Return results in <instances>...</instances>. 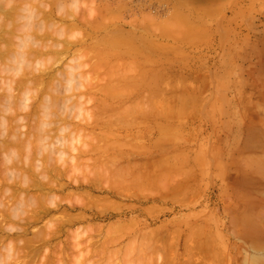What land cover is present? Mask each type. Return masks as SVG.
<instances>
[{"label":"rangeland","instance_id":"rangeland-1","mask_svg":"<svg viewBox=\"0 0 264 264\" xmlns=\"http://www.w3.org/2000/svg\"><path fill=\"white\" fill-rule=\"evenodd\" d=\"M96 1V0H95ZM99 1V2H98ZM101 1L102 0H97L95 3H101ZM109 3H111V5L112 6H115V7H117V6H119V5H117V4H119V3H124L123 1H125V3H126V6H129V9L126 7V12H125V10H120L121 11V13H122V15H126V14H128V16L126 15L125 16V19L123 18L122 19V21H121V23L123 22L124 23V21H127V23L125 22V24H127V25H125V27L127 28V30H128V32H130V31H132L133 32V30H135L136 31V29H138V27H139V29H138V31H137V34L135 33V31H134V33L135 34H133L134 36H136V35H138V36H136V38L132 35V37H133V40H134V43H136L137 45H138V47H139V49H140V45L139 44H141L140 43V39H141V37L143 38V36H142V34H146V33H152V34H154L153 36H152V40L155 38L156 40L157 39H159L158 41H156V44H155V42H154V40L152 41L151 39H150V36L152 35V34H150V35H148V34H146L148 37H146L145 39L146 40H149L150 39V41H152V42H154V44L153 43H151V42H149L148 43V41L146 42V43H148V44H145V45H149V48H150V43L154 46V47H156V52H157V44L159 45V46H161V49H163V47L166 45V44H168V43H170V45L168 44V47L170 46V48L171 49H173V48H175V49H177L178 48V46L180 47V48H182L181 46H183V44H184V46H183V48H185L186 49V52H184V50L185 49H180L181 51H183V54L184 55H182V57L181 56H179L182 52L181 51H179V48H178V50L177 51H175V49H173V50H169V49H167L168 47H167V45L165 46V51H166V49H167V53L169 54V52H171V54H169L170 55V57H173V59H171L170 57V60H169V58L167 57V55L168 54H166V52H165V54H166V57L164 56V57H162L163 56V52H164V50L161 52L160 51V47L158 46V52H157V55H159V54H161L162 56H161V58H160V55L159 56H157L156 55V52H155V50L153 51L152 49L150 50V49H148V47H147V49L148 50H150V51H152V52H150L151 53V56L150 57H153V58H150L149 56H147L148 54H150L149 53V51L148 52H144L145 53V55L146 56H144V58L146 59H148V57L150 58V59H155V57L157 58H160V59H156L157 61H158V63L160 64V65H157V66H155V64H158V63H156L155 62V64L154 65H152L151 64V67H149V66H147V67H149V71H150V73H151V70L150 69H153V71H154V68H156V67H158V68H160L161 67V69L162 70H164L165 69V67L166 66H168L169 64L168 63H170V62H173V65H174V68L176 69V70H174V72H175V75H174V72H172L173 70H172V66L173 65H169V68L172 70H170L169 68H167V72L168 73H170L171 74V72L173 73V75L171 74V75H169V76H172V78H174V76L176 77V74L179 76V79L181 80L182 78H181V76L183 77V76H185L184 78H187L188 79V77H187V75H189V79L188 80H192V79H194L195 78V76L194 75H197V79H199V80H204V82H205V86H207V88H205V87H203V88H205L204 89V92H205V94L207 95H205V94H203L204 92H203V90H201L202 89V87L201 86H204L203 84H202V80L199 82L198 81V84H197V79L195 78L194 80H192V82H193V84L191 85V83L188 81V82H183V81H185V79L183 80V81H180L179 79H177L178 78V76H177V78L175 79L176 80V82H174L173 81V83H176V85L174 86L173 85V87L174 88H172L173 89V91L172 92H174V89L176 90L177 88H178V85H179V83L181 84V86L180 87H182L183 88V86L185 87V85L184 84H187L186 86H187V88H188V90L189 91H186V92H190L191 91V89L192 88H199L198 86H199V84L201 85L200 86V90L199 89H196V91L197 90H199V91H201L200 93H201V95L202 96H199V97H201V99H198V98H196L195 96H194V94H196V95H199L200 93H199V91L198 92H196V91H193L192 90V92H190V94L191 93H193V96L192 95H187V94H185L184 95V93H185V89L183 88V90H182V88H180L181 90H182V93H183V95L184 96H189V97H192V99L194 98L195 100H194V102L191 100V101H189V100H186V99H184L183 100V98L184 97H182V99H178V97L181 95V96H183L182 95V93H180L179 92V94H177L178 92V89L175 91V93H173L174 95L175 94H177V95H175L176 96V100H174V98L175 97H173V98H171V97H169L170 98V100L172 99V101L174 100V102L173 103H175V101H176V103L174 104V106L172 107L171 105H173V103H172V101H170V102H168L169 104L167 105V104H165V102L163 103L162 102V98H163V96L166 94V96H164L166 99L168 98V94L171 96L172 94V92H171V89L169 88V85L168 84H165V85H167V87L165 88L166 90V93L165 94H163L162 93V91L163 92H165L164 91V87H162L163 88V90H161V87H160V89H156V87H155V85H157V88L159 87V86H161V85H163L164 83H166L165 81H164V77L162 78V81H161V76H159V77H156V78H158V80H156V82L158 81L160 84L158 85V84H155V81H153L154 82V86L152 85L153 84V82H152V78L151 77H153V78H155V72L157 71V69H156V71L155 72H153L154 73V75H152L153 73H149V71H146V70H144V67L142 68V67H140V65H138V67H140L141 68V70L143 69V71H145V73H146V76H147V74H148V76L146 77L145 75H143V76H145L146 78H148V80L151 82L150 83V85H152L153 86V88L151 89L152 91H153V89L154 90H157V91H159V93L160 94H157V93H155L154 91L153 92H150V93H155V98H156V96L157 95H160V97H161V99H159L160 97H157L156 99H154V100H152L151 102L149 101V100H151V99H149V97H151L152 98V96L151 95H153V94H151L150 96H149V91H147L146 89L148 88H140L139 89V87H134L131 83L130 84H125V85H130V87H131V85H132V87H134V89L136 88L137 90H141V93L138 91V92H136V90L134 91V89H132V91H130V93H132L133 91L135 92V96H137V97H139V96H141L142 97V95H139V94H144L143 96H145V93L144 92H148V98L146 97H144L145 98V100H148V102L147 101H143L144 103H148L149 105H150V108H151V110H150V108H148L149 109V111H151L152 112V110H154V111H156V112H152L153 114H151V116H152V118H151V116H149L148 117V115H147V113L145 112V115H147L146 117L150 120V122H144V124H141V123H143V121L145 120V119H147V118H143L142 117V113L143 112H139L140 114H141V117L139 118L140 120V122H138V121H136L135 122V120L136 119H138V117L140 116V114H137L138 112V110H140L141 109V106L139 107V105H140V103H141V101L139 100V99H141V97H139V98H137V97H135V98H137L140 102H139V105H138V101H136L137 103V108L139 107V109H137V113L135 112V111H133L134 110V108L135 107H132V106H135L133 103H131L132 101L131 100H129V99H132V97H133V99L132 100H134L135 101V98H134V95H132L131 94V96H130V93H128L129 91H127V90H125V89H130V88H125L124 86H121V88L122 87H124L123 89V92L124 93H128V96H130L129 98H128V100L129 101H127V99H126V97H124L123 99H125L126 100V102H125V100H123L122 99V97H121V95H123L122 94V91H121V93H120V91L119 92H117V94H119L120 93V96H119V99H117V100H119V101H117L115 98H111L110 100L108 99V98H106V100L105 101H107L106 102V104H105V101H103L101 98H103V97H101L100 95H94V98H96V96L98 97L97 98V102H99L100 101V103H102V104H99L98 103V105H97V103H96V99H95V101H92V100H94L92 97V95H89V94H86V96H84L85 95V92H84V90L82 91V93H83V96L85 97V103H84V105H85V107L87 106V105H89V104H87V101H89V100H86L87 98V96L89 95V97L90 96H92L91 97V101H90V106H87L86 108L88 109V111L87 110H85V112H87V114H85L84 116L86 117V116H89L88 118H91L90 116H92V118H93V115H91V114H95V117H97L96 115H98L99 113H100V111L102 112L103 111V109L102 110H100V111H97V110H94L93 111V113L91 112V109L89 108V107H91L92 108V106L93 107H95L96 105H97V107L98 108H103V106L104 105H107V103H112V101H113V106L112 107H114L115 106V103L117 104V108H119L118 106L119 105H122V103H123V106H124V104H125V106H124V109L126 108V105H128L127 103H131V104H133V105H131V107L133 108L132 109V114H134L135 115V113L137 114V115H135V117H134V115H132V117H134V119L136 118V116H137V118L135 119V120H133V118H131V115H128L129 113H127L126 112V110H125V112L126 113H124V115L125 114H127L128 116H124L125 118H123L122 116H123V114L121 115V117L119 116L122 112H123V109L121 108L122 106H120V108H121V110H119V113H120V111H122L120 114L118 113V110L116 109V107H114L115 109H113V108H111V110L110 109H108V111L106 110L107 109V106L105 107L104 106V110L106 111V112H104V114L106 113L107 114V116L105 115V116H103V118H102V116H100V118H102V119H104V118H106V119H108L109 121H110V118H111V120L113 121V123H114V115H115V117H117V113L119 114L118 116H119V119L117 118L116 120H117V123H116V120H115V123L113 124L115 127H117V131L115 130L116 128H113L112 130L114 131H116L117 133H118V137H120V135L121 136H124V139H125V137L127 136L128 137V135L130 134V139L132 138V139H134L135 138V140L137 139L136 137V135H140L139 133H141V135H140V137L138 136V141L136 140L135 142V145L134 146H139V148L141 149L143 146H141V144H143L144 145V141H145V145H144V147H146L147 145H152V146H147L146 148H142V149H145V151H146V149L149 147L151 150H148L147 149V151L149 152H147L145 155H148V154H151L150 152L153 150H155V153L154 152H152V154H153V158H148V159H146V157H148V156H146V157H144L143 155H141V154H143V152H145V151H143V150H140L142 153L139 155V156H137L136 154H139V151H135V149H133L130 145L131 144H134L133 143V141H132V143L130 144L129 143V141H127L128 143H129V146H130V150H131V156H132V154L133 155H135V157L134 156H132V157H134V161H136V160H139V162L140 161H142V163H143V161H144V159H146L147 161L149 160L150 162H147L146 164L147 165H144L145 163H143V166H145V168L142 166V163L138 166V167H136V166H134V165H131V166H133L135 169H132V173H129V172H126V171H130V169H128V168H125L124 166H128L130 163H131V160L133 161V158L130 156V160H128L127 161V159H129V147H128V144L126 145V143H122V142H124V139H123V137H120L119 139L117 138V140L113 137V139H112V141L115 139L116 141H117V143H115L114 144V142H110L111 141V138H110V140H103L104 138L103 137H105V134H104V132H108V130L110 131V129L111 128H105V129H101L100 130V132H99V129L96 131V133H98V134H95V135H101L102 136V134L104 135L103 137H102V139H100L99 141L101 142H99V141H97V139L94 141V139L96 138L94 135H90V136H94L95 138L93 139H91V141H90V145H89V142H88V145L89 146H91V145H93L96 141L97 142H99L98 144H100V145H102L103 144V142L105 141L106 142V144L109 142V144H107V146L105 145V144H103V145H105L108 149H110V147H109V145H110V143H111V145L113 146V144H114V146L113 147H117V144H118V142H119V144H120V139H121V145L123 146V148H122V146L121 145H119L118 144V146H120V147H117V149H119V150H116V149H112L113 151L111 152V150H109L110 152L108 153V151H107V148L105 147V149H106V151H107V153L108 154H110V153H113V152H119L120 151V154H124V151H125V153H127L128 155V157H127V159H126V157H122V160H121V158H120V160L122 161H118L119 163H117V160H116V164H118V165H114L115 166V168H113L114 166L113 165H111V164H114V163H111L110 165H106V164H104L106 161H103L102 159L100 160V161H103V162H98V163H103L104 165H103V167L106 165V167H104V168H107V166H108V168L110 169V170H112V171H110V170H108L107 171V173L106 174H110L111 172H113L114 170L115 171H119V169H120V171H121V167L123 166L122 164H123V162H124V159H126L125 160V162L127 161L128 162V164H127V162L125 163L126 165H124L123 166V168L122 169H124V170H122V172L124 173V174H122V173H119V174H117L118 175V177L120 178H122V176L124 177V176H127V174L128 175H130V174H133V175H130L131 177L129 178L128 177V179H127V181L130 179L131 180V178L133 177V178H138V177H134L135 176V174L133 173V171L134 172H136V171H138L139 170V167L140 168H142L143 167V169H141V171L143 170V171H145V173L143 172V175H145L146 174V172H148V170H146V169H149V168H151V169H154V170H156L157 168H156V165L158 166V164L159 165H161L162 164V162L163 161H160V160H163L165 157L166 158H168V157H172V160H171V157L169 158L171 161H169L168 163L170 164V167H172L173 166V162H175L178 158H180V160L182 159V157L183 156H185L186 155V151L189 149L190 151H192V153H190L189 151H187L188 152V155H191V157L190 156H188V158H186L187 157V155L183 158V159H188L189 161V164H188V162H185V161H183V159L181 160V161H183L182 163H183V165H184V168L183 167H181V166H179V165H182V163L180 164V161L178 162V160L175 162V164L174 165H176V163L178 162V166L176 165V168L177 169H181V172H182V168H183V172H182V175H184L183 176V178H186V176H188L189 178H186V181H187V179H191L190 177H191V175L192 174H194V173H197V171L199 172V174L197 175V174H195L198 178H200V179H198L197 178V182H199L200 181V183L198 184V185H195V184H193V186L195 187V186H199V187H201L200 189H198L199 191H200V194H198L199 192H197L196 193V188L197 187H195V191L193 190L194 188L191 186V181H193V179L194 180H196V176H194L193 177V175H192V178L193 179H191V181L189 182V187H190V189H192L191 191H190V189H189V187H188V189H189V191H188V189H186L185 190V186L183 187V183L185 182V179H184V181L183 180H179V178H181L182 177V175L180 176V177H177V181H178V184L177 185H179V181L182 183V188H184V190H185V192H187V193H185V192H183L184 190L183 189H181V190H183V191H181V192H183V195L184 196H181L180 197V192H179V190L178 191H176V192H178V193H176V197L173 195V191L172 190H176V189H180L177 185H176V181H174V180H176V179H174V177H173V179L174 180H171V182H172V184L170 183V182H168L169 184H171V189L169 188V190H171V191H165V189H167V185H168V183H164V184H167L166 186L167 187H161L160 188V193H165V195H167L166 197H167V200L168 199H170V195H171V197H172V195H173V197L174 198H176V199H179L178 201H176V202H173V200L174 199H172L171 198V200H164L163 198L165 197V195L163 196V198L161 199L160 197H159V195L157 196V198H156V196H153V197H151L152 195V193H151V191H152V187L151 188H148V193H150L148 196H150V197H144V196H141L142 194H143V192L145 191V189L144 188H146V187H144L143 189V191H142V193H141V191L140 192H138V191H134V189L136 188H134V187H130V184L129 183H127V182H122L123 180L121 179L120 181H118L119 180V178H117L118 180H117V184H120V183H123V186H124V184L125 183H127V184H129V188H131L133 191H131V192H133L132 193V197H133V195H134V197H133V199L131 198H129V195L128 194H126V193H128V192H126L125 193V190L127 191V189H123V191L122 192H124V193H120V197H119V195H117V192H119L118 191V188H116L117 189V191L114 189L115 188V186L117 185V184H115V185H113V182H115V180H113V182H110L109 181V179H107V181H108V183L110 182V184H111V186H109L110 187V189H114V191H115V193H116V195L115 194H113V192H112V190L110 191V189H109V187L107 188L106 187V184L107 183H103V184H101L102 182H101V180L104 182V178H102L101 180H99V178H96L95 176H94V174H93V176H94V180L95 179H98L99 181H100V184H99V182H98V184H99V186L101 187H98V188H95L94 189V185H93V187L92 186H90L89 188H91V189H93L92 191H91V194L93 195V193H94V195H93V197H96V202H94V204L97 206V205H100V203H101V201L103 202V201H105V199L103 198V196H105V195H107V197H105V198H108V196H109V198H111V199H106V201H111V200H113L114 202H116L115 204V207L117 206V204H119V205H121V206H119V207H121L122 209H120L118 206V208H116L117 210L118 209H120L119 211H116V209H115V211H114V209L112 210V211H110V209L109 210H107V211H105V214H104V209L103 208H105L106 206H107V204H106V201H105V204L104 203H101V205L103 204L105 207H103V208H101V206L99 207V206H97V207H94V205L92 204V206L93 207H91V203H93V202H91V203H87V205L88 204H90V206L88 205V206H86V207H89V209L87 208L86 209V211H85V208H83V207H80L81 206V204H82V202L80 201L81 199H82V201H83V196H81V195H84V193H85V190L83 191V190H77V189H75V188H73V187H71V188H68V189H66L65 190V192H60L61 194H60V196L62 197V198H64L66 195V199H67V201H71V199H74V200H72V205H73V207H74V209H72V210H69V208H71V206H70V204H69V202L67 203V201H66V199L64 198V201H65V203H64V201H62L64 204H62L61 203V205H60V209L59 210H64V208L66 207V209L68 208V212H66V214L65 213H63L64 215H72V216H76L77 215V213H78V217H81V215H83V214H85V216L84 217H86V216H88V215H91L90 217H87V218H89V219H85V220H82V218L83 217H81V223H79V224H77V225H74V226H67V227H65V228H71V229H69L70 231H72L73 233H74V230L76 229H78L77 227H81L82 225L83 226H87V228L89 229H87L86 227V230H88V231H90L91 229L89 228V226H92L93 224L95 225H93L94 227H96V228H94L93 226L91 227V228H93V229H95V231L92 229V231H91V233L93 234V231H94V233H95V235H93V236H91V235H89V236H87L86 234H88V231H86L85 230V228L83 227V228H81V231H86L84 234L83 233H81V234H83L84 235V239H85V241L87 240H89V238H90V236L92 237V239H95V240H93V241H96L98 238H101L100 240H97L96 241V243L98 242V246H101V251H102V249H104L105 250V248H106V253H108V251H109V253L111 252L112 253V257L111 256H108L109 255V253H108V255L106 256L104 253V250L101 252V251H97L99 248H98V246L97 245H94V244H96L95 242H94V244H92V240H91V238H90V240L92 241V242H90L91 243V245L89 244V243H86V242H82V237H81V246H82V248H85V249H83L84 251H82L81 250V248L80 249H71L72 247H71V243L68 245V243L67 242H72L73 240H74V238H73V235L75 234H73L72 232H70L69 230H67V229H65V228H63L62 230H63V235H62V233H61V236H60V238L58 239V240H55V242L56 243H59V242H61L60 241V239L62 240V241H64V242H62V244H64L66 247L67 246H69L68 248H69V250H68V252L70 253H72V254H70V258H71V256L73 257V259H74V257H75V255H74V251L76 250V252H77V254L79 253V255H77L78 256V259L79 260H82L83 258H84V255H83V257H82V259H81V257L80 256H82L81 254L82 253H85V250H86V252H87V248H88V251L90 252V256L92 255L93 257H95V258H93L92 256V258L90 259V260H88L86 257V260H84V261H86V263L87 264H89L90 262L92 263V261L95 263L97 260L98 261H100V262H98L99 264L103 261L102 259H105V261H103V262H106V260H107V264L108 263H111L110 262V259L109 258H111V259H113L112 260V264H117L116 262H114V261H117L118 262V260H120L121 262H124L123 264H132V263H129L128 261H129V259H132V257H133V261H135V263L136 264H138V262H139V264L141 263L140 261H142L141 259H143L144 260V258H142L140 255L142 254L143 255V252L144 251H140L141 249H143L142 248V246L143 245H145V246H147V247H145L144 248V250H148V245H147V243L148 242H150V244L153 246L154 245V247H155V244L154 243H156L157 244V247H156V251H155V249H153L150 245V249L155 253V255L157 256H155L154 254H152V255H154L155 256V259L157 258L158 259V257H160V259H158V261H155V262H157V263H159L160 261H161V263L160 264H163V258L162 257H165V260H167V261H164V264H166L165 262H167L168 264H170L171 262H172V259L173 260H175V259H177V261L176 262H174V263H177V264H180L181 262L182 263H187L186 261H187V259H188V257H190L191 255H192V250H191V252L192 253H190V252H188V254L189 255H186V252L188 251V250H190V249H194V247H192L193 245H194V243H198L199 241L200 242H202L201 240H203V242L205 243H201V245L203 244L204 246L205 245H210V247H208V246H200V242H199V245H194V246H199L198 247V249H201L202 248V250H203V254L204 253H206V252H208L207 250L208 249H211L209 252H210V254H209V252L207 253V254H209V255H211V257H212V255L213 254H211V253H213L212 251V249H214V248H212V244H214L213 246L216 248L217 246H218V252H220V251H224V252H222V256L219 254V256H218V254H217V250H215L214 251V253H216L215 255L217 256V258L216 259H214V260H217V261H214L212 258H214V256L211 258L210 256H206V259H209V257H210V259H211V261H209V260H207L208 262H207V264H220V261H224L225 260V262L227 263V264H261V262H264V259H263V261H259V262H257L258 260L257 259H260V256L263 258L264 256V251H263V249H264V247H263V249H262V251H261V253H257V251L256 250H253L255 247H253V245L256 243V242H259V240L261 241V238H262V241L264 240V234H263V232H264V229L262 230V228L261 227H259V231L260 232H258V233H260V235H258V233H256L255 232V230H253V229H251V230H249L250 229V226H248L247 227V225L248 224H246V223H244V221H248L249 222V225H252V223H251V220L250 219H252L255 215V213H256V215H257V217L255 216L254 218V221L256 220V222H253V224H255V225H260L261 223H262V220H264L263 219V215H264V203H263V201H264V195H263V191H264V179L262 178V179H260L261 178V176L262 177H264V175H258L257 176V174L256 173H254V174H256V175H254L253 174V170H252V168L250 167V166H248V165H246L248 162H247V159L248 158H250V157H252V158H256L257 160L258 159H261V158H263L264 159V127H263V125H264V116L262 115V114H264L263 112H264V85H263V82H264V80H262L261 79V77H262V75L264 74V0H107ZM117 1H120V2H117ZM91 2V1H90ZM200 2V3H199ZM114 3V4H113ZM116 3V4H115ZM85 4H86V8L88 7L87 6V2H85ZM91 4L92 3H90V5L89 6H91ZM127 4H129V5H127ZM101 5H102V3H101ZM84 6V5H83ZM83 6H82V8H83ZM125 6V5H124ZM130 6H131V8H130ZM85 7V6H84ZM140 7H141V9L142 8H144V9H140ZM89 8V7H88ZM127 9H128V11H127ZM83 10V9H82ZM84 10H86V9H84ZM83 10V12H85V14L86 13H88V12H86V11H84ZM130 10H133V13L130 15V13L132 12V11H130ZM140 10V11H139ZM145 10V11H144ZM137 12V14H135L136 12ZM142 11V12H141ZM82 12V13H83ZM148 12H150V14H152V16L150 15V14H148L147 15V13ZM120 13V14H121ZM154 13H155V15H154ZM89 14V13H88ZM139 14H141V16H138ZM146 15V18L145 19H148L149 20V18H151V20L150 21H152V22H156L154 25H153V23H152V25H153V27L154 26H156L157 25V21L159 20V22L160 23H162V25L159 23V25L160 26H156V29L157 30H155V27L153 28L152 26H151V23H150V21H149V23H150V25H149V23L148 22H146L145 23V25L147 24V28H148V26H149V28H151V30L150 29H146V30H150L149 32L147 31L146 32V30H143V31H145L146 33H143V31H142V27H143V29H144V22H145V20H143L144 22H143V26H142V18H144L142 15ZM150 15V16H149ZM157 15V16H156ZM134 16V17H133ZM147 16H149V17H147ZM154 16H156V17H154ZM159 16V17H158ZM126 17H128V18H126ZM131 17H133V18H131ZM136 17V18H135ZM158 17V18H157ZM131 18V19H130ZM135 18V19H134ZM140 20H139V19ZM133 19V22H131L130 20H132ZM138 19V20H137ZM153 19V20H152ZM158 19V20H157ZM124 20V21H123ZM134 20H137V22H139L140 23V26H138L137 24H134L135 22H134ZM147 21V20H146ZM175 21V23H176V25L173 23ZM130 22V23H129ZM133 25H132V24ZM171 23H173V24H171ZM131 24V25H130ZM163 24H166V25H169V27H170V24H171V26L173 27L172 28V30L176 33V31L178 30V31H180L181 29L182 30H184V29H186V31H182L181 30V34H179V33H177L178 35H181L182 36V32H186V33H191V31L193 30V31H195V33L197 32V37L196 36H191L192 34H189L188 33V36H191L193 39H196L195 40V42H198V43H200L199 45H195L196 43L194 42V44L192 43V45H190L191 43V37H190V39L187 37V39L188 40H191V41H189V45L187 46V43H186V41H185V39L186 38H184V42L185 43H183V39L180 41V39H177L178 40V43L176 42L177 40H175V41H173L172 39L173 38H175L174 36H176V35H171L173 38H171V36L170 35H166L165 34V36H164V34L162 35L161 34V32H163V30L161 31L160 30V28L161 29H164V28H162V26L164 27V25ZM165 25V26H166ZM174 25L175 26H177V27H174ZM131 26H132V28H131ZM133 26H137V28H134ZM169 27L167 26L166 28H167V32H170V33H174V32H171L172 30H171V28L169 29ZM134 28V29H133ZM155 30V31H157V33L158 32H160V34L158 35L157 33H154V31H153V29ZM177 28H179V29H177ZM129 29H133V30H130L129 31ZM176 29V30H175ZM80 30V29H79ZM140 30L142 31L141 32V34H140ZM169 30H171V31H169ZM187 30H189L188 32H187ZM191 30V31H190ZM77 32H78V30H76ZM81 32H83L82 30H80ZM192 31V32H193ZM81 32H79V34L82 36V34H81ZM139 32V33H138ZM166 32V31H165ZM166 32V33H167ZM164 33V32H163ZM174 33V34H175ZM195 33H193V34H195ZM78 34V35H79ZM101 35H103V33H100ZM157 34V35H156ZM169 34V33H168ZM185 34V33H184ZM184 34H183V36L182 37H180V38H183L184 37ZM80 35H79V37H80ZM160 35H161V38H160ZM77 36V35H76ZM73 37V36H72ZM99 37H100V35H99ZM154 37V38H153ZM156 37H159V38H156ZM176 38H178V36H176ZM199 38V41H197V39ZM72 39V38H71ZM76 39H78V36L77 37H75L74 36V39H72V40H76ZM139 39L140 41H137V40ZM171 39V40H170ZM143 40V39H142ZM145 40V41H146ZM136 41V42H135ZM160 41V42H159ZM161 41L163 42V43H161ZM169 41V42H168ZM171 41V42H170ZM168 42V43H167ZM176 44H175V43ZM188 42V41H187ZM193 42V41H192ZM159 43H161V45L159 44ZM165 43V44H164ZM174 43V44H173ZM181 43V44H180ZM135 44V45H136ZM164 44V45H163ZM179 44V45H178ZM186 44V45H185ZM145 45H144V42H143V47L145 48ZM162 45H163V47H162ZM171 45H173V46H171ZM181 45V46H180ZM142 46V45H141ZM153 46H151V47H153ZM177 48H176V47ZM143 47H141V49H143ZM154 47H153V49H154ZM173 47V48H172ZM135 48V47H134ZM137 48V47H136ZM131 49H133V48H131ZM146 49V50H147ZM188 49V50H187ZM134 50H136V49H134ZM130 51H132V50H130ZM172 51H175V52H181L180 54H179V52L177 53V56L172 52ZM118 53V55L120 56V54H119V52L120 51H117ZM125 53H127V51H124ZM140 52V51H139ZM138 51H136V55L134 54V52L132 51L131 53H132V57H133V55H135V58L134 59H132L131 60V57H129V55H126L125 53H122L121 52V55L122 54H125L126 56H124L125 58L124 59H126L127 61L130 59L132 62H133V60H135L136 59V63L138 62L137 60L138 59H140L139 60V62L141 63V65L143 66V64H142V60L144 59H142L141 58V54L143 53V51L141 50V54H140V57H138V59H137V54L139 53ZM154 52H155V54H154ZM161 52V53H160ZM188 52V53H187ZM130 53V54H131ZM144 53H143V55H144ZM154 54V56H153V54ZM173 53V54H172ZM190 53V54H189ZM156 55V56H155ZM195 56V60H193L194 59V57H192V56ZM222 56H224V57H222ZM65 57V56H64ZM63 57V62L61 63V61H60V65H58V68L60 67H63V65L62 64H65V62H67V60L71 57V56H69V57H65L64 58ZM120 57H122L121 59H123V55L122 56H120ZM127 57H129L128 59H127ZM179 57V58H178ZM226 57V59L224 60V58ZM181 58V59H180ZM186 58V59H185ZM144 59V60H145ZM148 60V62L149 63H151L152 62V60ZM165 59H168L169 61H168V63L165 65V63L167 62V60H165ZM184 59L186 60V61H184ZM187 59H191V62L189 61H187ZM60 60V59H59ZM58 60V61H59ZM117 62L119 61V63L121 62L120 61V58H118V56H117ZM159 60H165V63L163 64V63H160V61ZM184 62H183V61ZM197 60H199V61H197ZM206 60H207V62H206ZM84 61H85V58H84ZM124 61V60H123ZM122 61V62H123ZM127 61L124 63V65L125 64H127ZM131 61H128V63H130ZM151 61V62H150ZM182 61V62H181ZM201 61H204V62H202L201 63ZM120 63L121 65H122V67H123V69L125 68V70H124V72L128 69V71H129V68H127V67H124V65H123V63ZM132 62H131V64H132ZM135 62H133V64H135ZM138 62V63H139ZM147 62V63H148ZM153 62H154V60H153ZM152 62V63H153ZM162 62H164V61H162ZM187 64H186V63ZM194 62V63H193ZM224 62V63H223ZM50 63H51V61H50ZM54 63V62H53ZM59 63V62H58ZM139 63V64H140ZM144 63V62H143ZM145 63H146V60H145ZM148 63V64H149ZM204 63V64H203ZM54 64H56V63H54ZM115 64H117V63H115ZM165 66H163V65ZM195 64V65H194ZM201 64H203V65H201ZM50 65V64H49ZM57 65V64H56ZM56 65H54V66H56ZM85 65H86V63H85ZM144 65H147V64H144ZM205 65V66H204ZM207 65V66H206ZM120 66V65H119ZM126 66V65H125ZM127 66H129V67H131L130 65H127ZM136 66V65H135ZM191 66V67H190ZM224 66V67H223ZM85 67H87V68H85ZM83 69L85 70V71H83L85 74H84V76L87 74H89V72L88 71H90V67H88L87 65L85 66ZM118 67V66H117ZM121 67V68H122ZM132 67H133V65H132ZM130 68V70L131 69H133V68ZM137 66H136V68H138ZM147 67L145 66V68L147 69ZM164 69H163V68ZM185 69H184V68ZM223 67V68H222ZM59 68V70H61ZM140 68H139V70L138 69H136L137 71H140ZM173 68V69H174ZM180 68V69H179ZM182 68V69H181ZM218 68V69H217ZM222 70H220V69ZM117 69H119V68H117ZM117 69H115L114 68V70L113 71H117V73L118 72H120V71H118ZM123 69H122V72H123ZM161 69H158V70H160L161 71V73L163 72L164 73V71H162ZM169 69V70H168ZM179 69V73H178V70ZM192 71H191V70ZM229 69V70H228ZM136 70H131V73H133V72H135ZM180 70H182V74L180 75ZM184 70V71H183ZM86 71L88 72V73H86ZM143 71H142V73H143ZM228 71V72H227ZM232 73H231V72ZM130 72V71H129ZM128 72V73H129ZM184 72H186L184 75H183V73ZM201 72H202V74H204L203 76H202V74H201ZM218 72V73H217ZM91 73V72H90ZM101 73H103V72H100V74H99V76L101 75ZM116 73V72H115ZM121 73V72H120ZM131 73H129V75L131 74ZM138 73V72H137ZM137 73L135 74V73H133V74H135V75H137ZM144 73V74H145ZM157 73V72H156ZM165 73H166V69H165ZM189 73V74H188ZM192 73V74H191ZM200 73V74H199ZM224 73L226 74V77H225V75H224ZM263 73V74H262ZM123 74H125V73H123ZM126 74H127V72H126ZM133 74H131L129 77H131ZM191 74V75H190ZM199 74V75H198ZM209 74V75H208ZM215 74H216V76H215ZM91 74H89L88 76H87V78L89 77V79H87L86 78V76H85V78L87 79V81L85 80V82H87L86 84H88L89 82H90V80H91V77L94 75V73L92 72V76H90ZM128 75V74H127ZM151 77H150V76ZM158 75H159V72H158ZM161 75V74H160ZM167 75V73L165 74V78L168 76ZM219 75V77H217ZM95 76H97V74L96 75H94V78H95ZM97 77V78H104L103 77V75H101L102 77ZM156 76H157V74H156ZM164 76V75H163ZM208 76V78H209V83L207 84V78L206 77ZM225 77L226 79H227V81H226V79L224 78L223 79V77ZM144 77V78H145ZM194 77V78H193ZM203 77H205V78H203ZM168 78V77H167ZM211 78V79H210ZM220 78H221V80L222 81H224L225 82V86L224 87H222V85H224V83L223 82H221L220 83ZM264 78V77H263ZM96 79V78H95ZM101 79V80H102ZM159 79H160V81H159ZM169 79V78H168ZM166 79V81L168 82V81H170L171 79ZM174 79H172V80H174ZM88 80H89V82H88ZM97 81H98V79H96ZM95 80V81H96ZM100 80V79H99ZM98 81V82H100V83H104V80H102V81ZM147 79H146V81H148ZM180 82H179V81ZM219 80V81H218ZM145 81V82H146ZM149 81L148 82H146V83H149ZM178 81V82H177ZM106 82V81H105ZM157 82V83H158ZM161 82H162V84H161ZM184 84H183V83ZM194 82H196V83H194ZM219 82V83H218ZM227 82V83H226ZM189 83H190V85H189ZM223 83V84H222ZM169 84H171L172 85V83H171V81H170V83ZM194 84H195V86H194ZM196 84H197V86H196ZM220 84H222V85H220ZM122 85H124V84H122ZM135 85V84H134ZM183 85V86H182ZM188 85H189V87H188ZM88 86V85H87ZM90 86V85H89ZM138 86V85H137ZM148 86H149V84H148ZM193 86V87H192ZM127 87V86H126ZM131 87V88H132ZM151 87V86H150ZM155 87V88H154ZM172 87V86H171ZM167 88H169V90H170V93H168L167 92ZM146 90V91H143V90ZM179 89V90H180ZM150 90V89H149ZM150 90V91H151ZM161 90V91H160ZM125 91H127V92H125ZM133 92V93H134ZM196 92V93H195ZM48 93V92H47ZM139 93V94H138ZM168 93V94H167ZM116 94V95H117ZM157 94V95H156ZM161 94H163V95H161ZM82 95V94H81ZM125 95V94H124ZM123 95V96H124ZM127 95V94H126ZM125 95V96H126ZM179 95V96H178ZM44 96H46V94H44ZM101 98H100V97ZM154 96V95H153ZM206 96V97H205ZM42 97H43V95L40 97V98H38V102L36 103L37 105H39L40 103L39 102H42L43 101V99H42ZM186 97V98H187ZM187 98V99H191V98ZM34 98H35V96H34ZM33 98V99H34ZM44 98V97H43ZM100 98V99H99ZM116 98H118V97H116ZM120 98H121V100H123V101H121L120 100ZM143 98V97H142ZM144 98H143V100H144ZM179 98H181V97H179ZM37 99V98H36ZM108 99V100H107ZM112 99H114V100H112ZM177 99H178V102H177ZM199 100V103H201V104H204L203 106L201 105V106H199V105H197L198 103V101H196V100ZM35 100V99H34ZM33 100V101H34ZM40 100V101H39ZM99 100V101H98ZM169 100V99H168ZM168 100H166V103H167V101ZM180 100H183V101H185L186 100V103H184L183 101V104H184V107H183V105H182V103H181V106H179L180 105V103L179 102H181ZM205 100V101H204ZM114 101H116V102H114ZM122 103H121V102ZM133 101V102H134ZM163 101H165V99H163ZM187 101H189L188 103L190 104L191 102H193L192 103V105H191V107H190V105H188L187 104ZM201 101V102H200ZM204 101V102H203ZM94 102H95V104H94ZM104 102V103H103ZM125 102V103H124ZM142 102V103H143ZM203 102V103H202ZM89 103V102H88ZM91 103H92V105H91ZM141 103V104H142ZM143 103V104H144ZM172 103V104H171ZM195 103V104H194ZM87 104V105H86ZM119 104V105H118ZM142 104V105H143ZM148 104H146L147 106H148ZM164 104V105H163ZM171 104V105H170ZM178 104V105H177ZM196 106H194V105ZM213 104H215L216 106H214ZM36 105V106H37ZM99 105H100V107H99ZM101 105H103V106H101ZM146 105H145V107L143 108V106H142V108H143V111H147L145 108H146ZM185 105L186 106H189L190 108H191V110H189L190 108H186L185 107ZM170 106V107H169ZM262 106V107H261ZM127 107H130V106H127ZM131 107H130V109H131ZM199 107H200V109H199ZM106 108V109H105ZM170 108H172V109H170ZM197 108V109H196ZM260 108H262L263 109V111H261L260 110ZM113 109V110H112ZM145 109V110H144ZM172 110L171 112H169V110ZM193 109H196V110H198L197 112H196V110H194L193 111ZM109 110H110V112H109ZM116 111V113H115V111ZM166 110V111H165ZM167 110H168V112H169V114H168V112H167ZM200 110V111H199ZM260 110V111H259ZM112 111H114V115H113V113H112ZM127 111H129V110H127ZM165 111V112H164ZM174 111H176L175 112V114H173L174 113ZM178 111H179V113H178ZM187 111V112H186ZM191 112L192 113V111H193V114H190L189 112ZM90 112H91V114H90ZM103 112L102 113H100V115H104L103 114ZM108 112V113H107ZM130 112V111H129ZM135 112V113H134ZM148 112V111H147ZM151 112H149V115H150V113ZM173 112V113H172ZM195 112V113H194ZM109 113H112V116H111V114H110V118H109V116H108V114ZM156 113V114H155ZM163 113V114H162ZM170 113H172L171 115H170ZM183 113V114H182ZM187 113V114H186ZM90 114V115H89ZM162 114V115H161ZM177 114V115H176ZM182 115H184V117L182 116ZM186 115V116H185ZM83 116V117H84ZM84 117V118H85ZM99 117V116H98ZM98 117L96 118L97 120H101L100 118L98 119ZM130 118V119H132L135 123H132L133 125H131L130 123H129V121H125V123L127 124V123H129V125H131L130 127H131V129L130 128H127V130L125 129V126L126 127H129L128 125H126L124 122L123 123H121V124H125V126L123 125V129H122V127L121 128H119L118 126H116L117 124L119 125L120 123H118V121H120V122H122L123 120H126L127 118ZM145 117V116H144ZM172 117V119H171V121L173 120V121H175V123L172 121V123H171V126H169L170 128L172 127V125H173V132H174V134L175 135H173V133L170 131V129H168V131H170L169 133H171L170 135L171 136H168V138L170 137L171 139H169V140H172V138H175V137H177V138H175V141L176 142H178V144H176L175 146H174V140H173V145H171L172 143V141L169 143L170 145H171V149H169L168 150V148L170 147V145L167 143L168 141H167V139L168 138H166L167 136V132L165 131L164 133H163V130H158V128H160L161 126H157L156 124H158V123H163V126L162 127H164L165 126V124H166V126L167 125H170V123L169 122H171V121H168L170 118ZM141 118H143V119H141ZM169 118V119H168ZM187 118V119H186ZM147 119V120H148ZM156 119V120H155ZM82 120V119H81ZM86 120V122H89V119H85ZM85 120H84V122H85ZM105 120V119H104ZM107 120V121H108ZM130 121V122H133V121ZM141 120H143L142 122H141ZM148 120V121H149ZM152 120V121H151ZM33 121H34V119H32L30 122H32L33 123ZM83 121V120H82ZM103 121V120H102ZM106 121V120H105ZM108 121V122H109ZM166 121H168V124H167V122ZM84 122L82 123L81 121H79V123H82V124H84ZM138 122V123H137ZM181 122V123H180ZM182 122L183 123H185V124H183L182 126V128H177V127H181V125L179 126L178 124H182ZM78 122H76L75 124H77ZM101 123H104V121L103 122H101ZM252 123H254V125L252 124ZM30 124V123H29ZM105 124H106V122H105ZM116 124V125H115ZM134 124H140V125H143L142 127V129L140 128L139 130H141V132H139V130H138V127H132V126H135ZM176 126H175V125ZM248 124H249V126H248ZM31 125V124H30ZM112 125V126H113ZM145 125V126H144ZM149 125V127H147V126ZM160 125V124H159ZM120 126H122V125H120ZM136 126H138V125H136ZM150 126H152V127H150ZM153 126L155 127V128H153ZM166 126H165V128H166ZM174 126L176 127L175 128V131H177L176 133H175V131H174ZM141 127V126H140ZM158 127V128H157ZM168 127V126H167ZM248 127H249V129H248ZM257 127V128H256ZM258 127H260V128H258ZM119 128V129H118ZM134 128V129H133ZM137 128V129H136ZM150 128H152L151 130H150ZM171 128V129H172ZM250 128H251V130H252V132L254 131V133H257V134H255V135H258V133H259V135H258V137L260 136L261 137V134H262V137L260 138L259 137V139H258V137H257V139L258 140H261V139H263L262 141H260V142H262L261 144H259L257 147H254V149L251 151V150H248L247 148H248V142H249V136L247 135V133L249 134V130H250ZM254 128V129H253ZM256 128V129H255ZM26 129V128H25ZM153 129L155 130L156 129V131H154V132H157V133H153L152 131H153ZM167 129V128H166ZM182 129V130H181ZM257 129H259L257 132H256V130ZM103 130H104V132H103ZM107 130V131H106ZM111 130V131H112ZM120 130L122 131L123 130V132H120ZM133 130V131H132ZM146 130H148V131H146ZM195 130V131H194ZM25 131H27V129L25 130ZM21 132V133H26V132ZM119 131V132H118ZM128 131V132H127ZM135 131V132H134ZM143 131V132H142ZM145 131V132H144ZM162 132V135H164L165 136V139H166V143H165V145H164V147H166V144H168L169 145V147L167 148V150L165 149V148H163V146L161 147V149H162V152H161V154H160V145H158L157 143H159V141L161 140L162 142H163V140H165V139H159L160 137H161V132ZM199 133H198V132ZM81 131H79V133H80ZM84 132V131H83ZM101 132H102V134H101ZM131 132H132V134H131ZM134 132V133H133ZM139 132V133H138ZM150 132V133H149ZM252 132H250V134L252 133ZM260 132H262L261 134H260ZM86 133L88 134L86 137H88L89 136V132H87V130H86ZM86 133H82L81 132V136L83 135V134H85L86 135ZM100 133V134H99ZM110 133V132H109ZM112 133H115V132H112ZM149 133V134H148ZM159 133V134H158ZM194 133H195V136H196V139H195V137L193 136L194 135ZM116 134V133H115ZM115 134H113V136H116ZM126 134V135H125ZM128 134V135H127ZM135 134V135H134ZM151 134V135H150ZM153 134V135H152ZM85 135H83L82 137H80V139H81V142L80 143H82V138H83V140L85 141ZM142 135H144V136H142ZM147 135V136H146ZM149 135H150V138L151 139H149ZM169 135V134H168ZM89 136V137H90ZM100 136V137H101ZM151 136H153V137H151ZM154 136H156L155 137V139L157 140V139H159V141H155V139L153 140L152 138H154ZM172 136H174V137H172ZM248 136V137H247ZM88 137V138H89ZM99 137V138H100ZM127 137H126V139L125 140H129V139H127ZM128 137V138H129ZM157 137H159V138H157ZM163 137V136H162ZM190 137V138H189ZM193 137H194V141H193ZM244 137V138H243ZM245 137H247V138H245ZM97 138H98V136H97ZM140 138V139H139ZM142 138H144L145 140L143 141V139ZM147 138V139H146ZM164 138V137H163ZM180 138V139H179ZM108 139V138H107ZM131 139V140H132ZM142 139V143H139V141ZM188 139H190V140H188ZM192 139V140H191ZM247 139V140H246ZM256 139V140H257ZM88 140V139H87ZM87 140L84 142L83 141V143H84V145L83 146H85L83 149H85L86 148V146H87V144H86V142H87ZM89 140H90V138H89ZM88 140V141H89ZM94 142H93V141ZM119 140V141H118ZM147 140V141H146ZM151 140H152V142H151ZM187 140H188V142H187ZM246 140V141H245ZM257 140V141H258ZM80 141V140H79ZM79 141H77V143L79 142ZM115 141V142H116ZM179 141H180V143H179ZM181 141H183V143L181 142ZM190 141V142H189ZM92 142V143H91ZM138 142V143H137ZM205 142V143H204ZM259 141H258V143H260ZM82 143V144H83ZM113 143V144H112ZM148 143V144H147ZM152 143V144H151ZM156 143V144H155ZM164 143H159V144H164ZM79 144V143H78ZM82 144H79V145H81L82 146ZM86 144V145H85ZM97 144V143H96ZM98 144H97V146H98ZM124 144H125V147H124ZM139 144V145H138ZM246 144H247V146H246ZM102 145V146H103ZM110 145V146H111ZM154 145H157V146H159L158 148V150H156V147L154 148ZM202 145H204V147L202 146ZM133 146V145H132ZM133 146V147H134ZM136 146V147H137ZM174 146V147H173ZM247 148H246V147ZM78 148H79V146H77ZM128 147V149H126ZM136 147H134V148H136ZM172 147H173V150H172ZM80 148H82V147H80ZM153 148V149H152ZM256 148V149H255ZM120 149H123V150H120ZM133 149V150H132ZM137 149H138V147H137ZM164 149V150H163ZM167 151L166 152V154H165V152L164 151ZM179 150V151H178ZM255 150V151H254ZM159 153H158V152ZM171 151V152H170ZM173 151V152H172ZM175 151V152H174ZM181 151H183L184 153H182ZM200 151V153H198ZM203 152V154H201L202 152ZM134 152V153H133ZM164 152V153H163ZM181 152V153H180ZM136 153V154H135ZM157 153L159 154V155H157ZM176 155L177 156V159L176 160H174V158H176V156H174V158H173V155ZM119 154V155H120ZM164 154V156L165 157H163L162 155ZM111 155V154H110ZM154 155L156 156V158H154ZM183 155V156H182ZM121 156V155H120ZM123 156H126L125 154L123 155ZM150 156H152V155H150ZM149 156V157H150ZM157 156L159 157V158H163V159H159V158H157ZM179 156V157H178ZM249 156V157H248ZM89 156H87V158H88ZM138 157H140V158H138ZM141 157H142V159H141ZM241 157H242V159H241ZM1 158V157H0ZM90 158V157H89ZM165 158V159H166ZM84 159H86V157L85 158H83V161H84ZM91 159V158H90ZM153 159H155V160H158V162H156V165H154L153 164V166H152V164H151V167L149 166L148 168L146 167V166H148V163L150 164L151 163V161L153 162H155V160H153ZM1 160V159H0ZM88 160V159H87ZM86 160V161H87ZM92 160V159H91ZM91 160H89V161H87L88 163L86 164V162L84 161L83 162V164H82V160L81 161H79V162H81V164L83 165L82 167L84 168V164H86L85 166H87L89 163V167H90V165H93V164H95V163H93V162H91ZM145 160V161H146ZM174 160V161H173ZM76 161V160H75ZM78 161H76L75 162V165L77 164V162ZM129 161H130V163H129ZM132 162L131 164H133V163H136V162ZM144 161V162H145ZM159 161H160V163H159ZM164 161H166V160H164ZM168 161V160H167ZM173 161V162H172ZM244 161H245V163H244ZM94 162H95V160H94ZM139 162H137V163H139ZM1 163V162H0ZM91 163H93V164H91ZM98 163H96L95 165H93V167H91V169L93 168L94 169V167H95V169L93 170L94 172H95V170L99 167V166H101V165H99ZM107 163V162H106ZM120 163H122V164H120ZM137 163H136V165H137ZM167 162H166V164H165V162H164V167L166 168V169H168V171H171L173 168H169V164H168ZM187 163V164H186ZM21 164V163H20ZM79 164V163H78ZM78 164L76 165V166H78ZM80 164V165H81ZM99 165V166H97V168H96V165ZM185 164H186V167H185ZM74 165V164H73ZM73 165H70L69 164V166L71 167V168H73ZM79 165V166H80ZM120 165V166H119ZM76 166H74V170H75V167ZM109 166H111L113 169H111ZM155 166V167H154ZM161 166H163V164L161 165ZM160 166V167H161ZM166 166H168V167H166ZM191 168V170L193 171V168H195L194 169V171H196V172H194L193 171V173H191L190 172V169L188 168ZM246 166L248 167L247 169H246ZM70 167H67V168H69V169H67L68 171L71 169ZM81 167V166H80ZM102 167V166H101ZM103 167L102 168H100V169H103ZM116 167H118V169H116ZM120 167V168H119ZM159 167V170H161V168ZM163 167V168H164ZM83 168H81V169H83ZM130 168V167H129ZM138 168V169H137ZM156 168V169H155ZM162 168V169H163ZM185 168L187 169H189V171H188V169L187 170H185ZM77 170H79L78 169V167L76 168ZM85 169V171H86V168H84ZM83 169V170H84ZM87 169L88 170H90L88 167H87ZM128 169V170H127ZM145 169V170H144ZM171 169V170H170ZM197 169V170H196ZM73 170V171H74ZM76 170V171H77ZM83 170H82V172H83ZM87 170V172H89ZM104 170V169H103ZM103 170L101 171V170H99V168L97 169V171L99 172L100 171V173L101 172H103ZM105 170H107V169H105ZM105 170H104V172H105ZM159 170H156V172L154 173V174H156ZM165 170V169H164ZM187 171V172H185V171ZM72 171V169H71V172H73ZM83 172V173H85V174H83V173H80V174H83L84 175V177H85V175H87L86 177H89V173L88 174H86L87 172ZM93 171H91L90 173H92ZM95 172L96 174H97V177H99L98 176V174H100V173H98V172ZM141 171H139L140 173H141ZM167 171V172H168ZM173 171V170H172ZM179 171V170H178ZM243 171H245L244 173H243ZM247 171H249L250 172V174H249V172L247 173ZM70 172V173H71ZM81 172V171H80ZM131 172V171H130ZM153 170H152V175H153ZM161 173H163V172H166V170L165 171H160ZM166 172V173H167ZM180 172V171H179ZM190 172V173H189ZM70 173L69 174H67V177L70 175ZM74 173H76V172H74ZM117 173V172H116ZM116 173H114L115 175H116ZM127 173V174H126ZM139 173V174H140ZM150 170H149V175L147 176V177H149L150 176ZM170 172H168L167 174H169ZM173 173H175V171H173ZM178 172L176 171V173L175 174H177ZM247 173V174H246ZM1 174H2V172H1ZM0 174V175H1ZM3 174H4V172H3ZM77 174L79 175V173H78V171H77ZM77 174H75V176L77 175ZM101 174H104V173H101ZM112 174V173H111ZM113 174V175H114ZM121 174V175H120ZM157 174H160V173H157ZM164 174V173H163ZM175 174H172L173 176L175 175ZM244 174V175H243ZM250 176H249V175ZM138 175V174H137ZM142 175V174H141ZM142 175V176H143ZM161 175V174H160ZM159 175V178L161 177ZM166 175V174H165ZM164 175V176H165ZM172 175L170 174V175H166V176H168V177H165L164 178V176L162 177V179H161V182L163 181V178L164 179H166V180H164V181H166L167 182V178H169V179H172ZM243 175V176H242ZM4 176V175H3ZM3 176L1 175V178L2 179H0V183H3V181L5 180H3ZM72 176H74V175H72ZM71 176V177H72ZM74 176V177H75ZM93 176H91V174H90V177H93ZM155 175H153V177H154ZM156 176H158V175H156ZM171 178H170V177ZM176 176H178V175H176ZM175 176V177H176ZM70 177V176H69ZM71 177L70 178H65L64 180H63V182L65 181H67V182H72L73 183V181H70L69 179H71ZM79 177H81V176H79ZM79 177H75V178H78V182L77 183H79V184H82L81 182H82V180H84L83 182V184H85V178L83 179V176H82V180L79 182ZM89 177V178H90ZM145 177V176H144ZM253 177L254 179H255V182L256 181H258V183L256 182V187H255V185H253V184H255V182H254V179L251 181V182H253V184H251V182L248 180V178L251 180V178ZM4 178H5V176H4ZM75 178H74V180H75ZM89 178H88V180H89ZM113 178H114V176H113ZM125 179L127 178V177H124ZM123 178V179H124ZM154 178H156L157 179V181H159L158 180V177H154ZM244 178V179H243ZM116 179V178H115ZM124 179V180H125ZM156 179H153V178H151V180H153V181H151V180H149V181H151V182H154L155 184H157L156 182ZM182 179V178H181ZM243 179V180H242ZM3 180V181H2ZM7 180V179H6ZM73 180V179H72ZM77 180V179H76ZM90 180H93V179H91L90 178ZM89 180V181H90ZM91 181V182H89L88 181V183H92V182H97L98 180H95V181ZM110 180H111V178H110ZM143 180V179H142ZM249 181V182H246V181ZM17 181V180H16ZM106 181V182H107ZM163 181V182H164ZM169 181V180H168ZM174 181V182H173ZM245 181V182H244ZM4 182H7V181H4ZM87 182V181H86ZM118 182H120V183H118ZM151 182H149V184H152ZM176 182V183H175ZM195 182V181H194ZM194 182H192V183H194ZM239 182V183H238ZM75 183V182H74ZM87 183V184H88ZM136 183V182H135ZM135 183H132L133 185H135ZM173 183L177 186L176 187V189H173L174 187H173ZM245 183V184H244ZM248 183L250 184V185H248ZM5 183H3L2 185H4ZM82 184V185H83ZM86 184V185H87ZM90 184H88V186L90 185ZM93 184V183H92ZM97 184V185H98ZM138 184H140V183H138ZM144 184H148V182L147 183H144ZM143 184V186H145ZM155 184H154V187H155ZM163 184V183H162ZM161 184V185H162ZM186 184H188V183H186ZM185 184V185H186ZM244 184V185H243ZM1 185V184H0ZM75 185V184H74ZM102 185L104 186L103 188H102ZM109 185V184H108ZM107 185V186H108ZM141 185V184H140ZM153 185V184H152ZM152 185H148V187L149 186H152ZM159 185V184H158ZM246 185H248L247 187H246ZM119 186V185H118ZM123 186H122V184H121V188H123ZM125 186L127 187V185L125 184ZM132 186V185H131ZM142 185L141 186H139V187H143ZM163 186V185H162ZM243 186V187H242ZM246 188H245V187ZM112 187V188H111ZM114 187V188H113ZM156 187H160V185L159 186H156ZM170 187V186H169ZM192 187V188H191ZM100 188V190H98ZM105 188H106V190H105ZM137 188H138V185H137ZM136 188V189H137ZM163 188H165V189H163ZM187 188V187H186ZM236 188H239L240 189V192H238V193H236L237 191H239V189H236ZM243 188V189H242ZM90 189V190H91ZM102 189L103 190H105V191H102ZM108 189H109V191H108ZM120 189V188H119ZM131 189H129V190H131ZM142 189V188H141ZM147 189V188H146ZM161 189H163V192L161 191ZM235 189V190H234ZM241 189H242V191H241ZM260 189V190H259ZM70 190H73V191H75V192H69ZM97 190V191H96ZM128 190V191H129ZM158 190V189H157ZM197 190V191H198ZM224 190V191H223ZM243 190L245 191V192H247V193H245L246 195H248V197H245V200H244V192H243ZM257 190V191H256ZM258 190H259V193H258ZM76 191H78L79 193H81V192H84V193H82L81 195L79 194V193H77ZM146 191V192H147ZM153 191H155L154 189H153ZM152 191V192H153ZM236 191V192H235ZM256 191V192H255ZM262 191V192H261ZM68 192V193H67ZM107 192H109V194H107ZM112 192V193H111ZM120 192H121V189H120ZM131 192H129V193H131ZM135 192H138V193H140V194H138V196L136 197L135 196ZM146 192H144V193H146ZM170 192V194L168 195V193ZM190 194H189V193ZM193 192H195L193 195H192V193ZM253 192V194H250V193H252ZM33 193H36V192H33ZM63 193V194H62ZM65 193V194H64ZM69 193H71L70 195H69ZM74 193V194H73ZM76 193L77 194H79V195H76ZM103 193H105V194H103ZM155 193H156V191H155ZM154 193V194H155ZM157 193L159 194V192L157 191ZM157 193H156V195H157ZM172 193V194H171ZM174 193V194H175ZM256 193V194H255ZM37 194V193H36ZM59 194V193H58ZM72 194L74 195L73 196V198H72ZM119 194V193H118ZM122 194H123V196H122ZM126 194V195H125ZM137 194V193H136ZM179 195V198L177 197L178 195ZM182 194V193H181ZM186 194H188L189 196H198L199 195V197H200V199H199V197L198 198H195V199H193V197H192V199L190 200V202L188 203V204H186V203H183V202H188V200H187V198H189V197H187L186 196ZM236 194H243V195H239V197L240 196H242V200L238 197V195H236ZM95 195H98V198H97V196H95ZM144 195V194H143ZM238 197V199H237V197ZM251 195V196H250ZM254 197H253V196ZM25 196V198L26 197H28V196H26V195H24ZM36 196V195H35ZM70 196V197H69ZM79 196H81L80 198H78L77 199V197H79ZM86 196V193H85V195H84V197ZM88 196V195H87ZM99 196H102V197H100V199H99ZM115 196V197H114ZM124 197V198H122V197ZM126 196V197H125ZM141 196V197H140ZM160 196H162V195H160ZM168 196H169V198H168ZM262 196V197H261ZM3 196H0V198L3 200H5V198H2ZM20 197V196H19ZM67 197H69V198H67ZM75 197H76V200H78L77 202L75 201ZM112 197H114V198H112ZM139 198V199H136V198ZM166 197H165V199H166ZM183 197H184V199H183ZM190 197V198H191ZM253 197V198H252ZM256 197V198H255ZM102 198V199H101ZM127 198V199H126ZM156 198V199H155ZM189 198V199H190ZM248 200H247V199ZM251 198V199H250ZM254 198H255V200H254ZM0 199V200H1ZM15 199H16V201H17V198H14V200H11V199H9V203L11 204L12 203V205L14 204V203H17V202H15ZM70 199V200H69ZM94 199V198H93ZM97 199H98V201H100V202H98L97 201ZM175 199V200H176ZM180 199H181V201H182V199H183V201H182V203L184 204V205H181L182 203L180 202L179 203V201H180ZM239 199L241 200V201H239ZM257 199H259V200H257ZM20 200V198L18 199V201ZM60 200H63V199H60ZM87 200V197L85 198V201ZM157 200V201H156ZM174 200V201H175ZM194 200V201H193ZM199 200V201H198ZM250 200V202L251 203H249L248 201ZM254 200V201H253ZM257 200V201H256ZM263 200V201H262ZM6 202V206H8L9 204H7V198H6V200H5ZM14 201V202H13ZM89 201V200H88ZM109 201V203H111ZM112 201V202H113ZM122 203H121V202ZM162 201V202H161ZM164 201V202H163ZM192 201H193V203H192ZM196 201V202H195ZM247 201V202H246ZM1 202H4V201H1ZM60 202V201H59ZM73 202H75L76 204L79 202V204H80V202H81V204H80V206L79 205H75V203H73ZM87 202V201H86ZM120 202V203H119ZM238 202V203H237ZM257 202V204H258V202L260 203V204H255V203ZM4 203V204H5ZM96 203H98V204H96ZM138 203H141V204H138ZM262 203V204H261ZM59 204V203H58ZM85 204V203H84ZM84 204H82V205H84ZM248 204H250L249 205V208L252 206L253 208H250V209H247L248 208ZM112 205L114 206V203H112ZM123 205H124V207H123ZM243 205H245V206H243ZM260 205V206H259ZM4 206V205H3ZM6 206H4V208L6 207ZM10 206V205H9ZM85 206V205H84ZM113 206H111V208H115V207H113ZM126 206V207H125ZM130 206V207H129ZM132 206H134V207H132ZM136 206V207H135ZM149 206H152L151 208L149 207ZM75 207H76V209H75ZM108 207H110V205L108 206ZM131 207H132V209H131ZM154 207H156V208H154ZM263 207V208H262ZM95 208V209H94ZM97 208V209H96ZM100 208V209H99ZM107 208V207H106ZM105 208V209H106ZM129 208V209H128ZM154 209V211H153V209ZM260 208H261V213H260ZM84 209V210H83ZM101 209H103V213L100 211ZM145 209H147V210H145ZM157 209V210H156ZM164 211H163V210ZM227 209V214H226V212H225V210ZM239 209H242V210H239ZM245 209L248 211V210H250V212L248 211V212H244L245 211ZM257 211H256V210ZM31 210V209H30ZM58 210V211H59ZM78 212H77V211ZM152 210V211H151ZM155 210L156 211H158V212H156V214H154L155 213ZM163 212H162V211ZM229 210H230V213H231V215L232 216H230L229 217ZM234 210V212H232V211ZM236 210H239V211H241V212H243V213H240L239 211H236ZM252 210V211H251ZM256 212H255V211ZM58 211H56V212H54V213H52L51 215H49V216H47L46 218H44V220L42 221V222H40V223H38L37 224V226L36 227H38V228H35L34 226L30 229V234L28 235L29 237L31 236H33V232H34V230H33V228L34 229H39V225L40 226H42L43 228H45L46 230H45V232L46 233H48V232H51L53 229H55V227L51 230V229H47L49 226H50V224L49 223H46L45 222V225H44V221L45 220H47L48 222H49V218L52 216V218H55L54 220H57V219H59V216H61V211H59L60 212V214L58 213ZM69 211L72 213H69ZM88 211V212H87ZM141 211V212H140ZM147 211V212H146ZM149 211V212H148ZM254 211V214H252V212ZM80 212H82V213H80ZM91 212V213H90ZM101 212V213H100ZM106 212H108L107 213V215H106ZM151 212H153V213H151ZM238 213V215H237V213ZM3 212H1V214H2ZM74 213H76L75 215H74ZM80 213V214H79ZM98 213H99V215H98ZM110 213V214H109ZM245 213H249L250 214V217H249V215L248 214H245ZM262 214V216L260 215V214ZM59 215V216H57V218H56V215ZM62 214V215H63ZM87 214V215H86ZM103 214V215H102ZM149 214V215H148ZM238 216V217H236V219L234 220L233 219V215L234 216H236V215ZM244 214V216L242 217V215ZM63 215V216H64ZM151 215V217H149ZM154 215V216H153ZM246 215H248V216H246ZM252 215V216H251ZM101 216V217H100ZM260 216V217H259ZM1 217V216H0ZM93 217V218H92ZM103 217V218H102ZM123 217V218H122ZM136 217V218H135ZM230 219H229V218ZM240 217V218H239ZM2 218V217H1ZM52 218H50V221H52L53 219ZM92 218V219H91ZM242 218V219H241ZM244 218H248L247 220L245 219V220H243ZM257 218V219H256ZM259 218H261V219H259ZM52 219V220H51ZM229 219V220H228ZM239 219V220H238ZM0 220H3L2 222H3V224L5 225V224H10V225H12V224H14L13 222H14V219H13V221H12V223L10 222V223H4V219L2 218V219H0ZM7 220V219H6ZM90 220V221H89ZM133 220H136L137 221V223H138V225H134V224H137V223H135ZM242 220H243V222H242ZM250 220V221H249ZM253 220V219H252ZM257 220H258V222H260V224L257 222ZM8 221H9V219H8ZM7 221V222H8ZM11 221V220H10ZM16 221H18V220H16ZM58 221V220H57ZM130 221V222H129ZM172 221V222H171ZM174 221V222H173ZM234 221V222H233ZM241 221V222H240ZM95 222H96V224H97V226H96V224H95ZM108 222V223H107ZM111 222L113 223V224H116L115 225V227H113V229L115 228V230H113L111 233H114V234H111V239H113L112 240V242H111V240L109 241V239H107L106 237H105V234L107 235V234H109L110 233V231H109V229H108V231H109V233H108V231L106 232V229L109 227V225L111 224ZM118 222H120V223H118ZM130 223V226H129V224H127V223ZM167 224H166V223ZM230 222V223H229ZM235 222L238 224V225H236L235 224ZM0 223H1V221H0ZM17 224H18V222H16ZM19 223L20 224H18L19 225V227H20V225H21V227H20V229L22 228V225H23V223H21L20 221H19ZM42 223V224H41ZM57 223V222H56ZM89 223V224H88ZM92 225H91V224ZM122 223V224H121ZM132 223H134V224H132ZM232 223L234 224V225H232ZM2 224V226L6 229V227L4 226ZM103 225V224H105V225H103V226H105L104 228L103 227H100V225ZM109 224V225H108ZM120 224H121V226H120ZM166 224V225H165ZM264 221H263V223L261 224L262 226H263V228H264ZM17 225V226H18ZM99 225V226H98ZM106 225H108V226H106ZM122 225H124V227L125 226H127V228L125 227V228H121V231L122 232H124V230L126 229V230H128L127 232H124V234H122V235H125L126 236V234L128 233L129 234V236H126V238L127 239H125L122 235V239H121V236H118V237H120V242H118L119 241V238H116V233H118V231L120 230V227H122ZM168 225V226H167ZM245 225V226H244ZM260 225V226H261ZM15 226H16V224H15ZM48 226V227H47ZM111 226V225H110ZM114 226V225H113ZM116 226H119L118 228H119V230H116ZM129 226V227H128ZM172 226H174V228L172 227ZM197 227V229H195L196 227ZM232 226H235L236 228H232ZM238 226V227H237ZM19 227H18V229H19ZM47 227V228H46ZM103 228V230L101 231V230H99L98 228ZM148 227V229H146ZM159 227H161V228H159ZM164 227H166V229L164 228ZM177 227V228H176ZM195 227V228H194ZM226 227V228H225ZM228 227H229V229H228ZM129 228H131L132 230H133V232L131 231V229L129 230ZM135 230H134V229ZM156 228H158V230L156 229ZM193 228L195 229V230H197L196 232H197V234L196 235H192V233H194V231L195 230H193ZM239 228V229H238ZM241 228V229H240ZM82 229H84V230H82ZM110 229H111V227H110ZM170 229V230H169ZM174 229V230H173ZM193 230V232H192V230ZM233 229V230H232ZM236 229H238L239 230V232L240 233H236V232H234L236 235H234L233 234V231H235ZM243 229V230H242ZM245 229H247V230H245ZM39 230H41V227H40V229ZM39 230H37V231H39ZM80 230V229H79ZM138 230V231H137ZM144 230V231H143ZM147 230L149 231L148 233H147ZM151 230H155V231H152V232H150ZM199 230H201V231H199ZM232 230V232H230ZM237 230V231H238ZM249 230V231H248ZM263 232H262V231ZM33 231V232H32ZM67 231H69V232H67ZM101 231V234H100V237L96 234V233H98V232H100ZM114 231H116V232H114ZM121 231L119 232L120 234H121ZM158 233H157V232ZM169 231V232H168ZM171 231V232H170ZM175 231V232H174ZM227 231V232H226ZM242 231V232H241ZM245 231V232H244ZM18 232V231H17ZM154 232H156V234L154 233ZM181 232V233H180ZM198 232H199V234H198ZM201 232V233H200ZM249 232H253V235L254 236H256V237H258V239L256 238V237H253L252 236V234H250ZM7 233H9V232H7ZM35 233H36V231H35ZM66 233V234H65ZM67 233L70 235H67ZM90 233V232H89ZM90 233V234H91ZM105 233V234H104ZM145 233H146V235H145ZM152 233V234H151ZM168 233V234H167ZM170 233H172V234H170ZM175 233V234H174ZM203 233V234H202ZM250 234V236L249 235H246V234ZM255 233H256V235H255ZM65 234V235H64ZM73 234V235H72ZM99 234V233H98ZM120 234H118V235H120ZM127 234V235H128ZM133 234V235H132ZM139 234V235H138ZM142 234V235H141ZM148 234V235H147ZM150 234V235H149ZM164 234V235H163ZM167 234V235H166ZM181 236V237H179V235ZM230 234H232V235H230ZM242 234V235H241ZM245 234V235H244ZM263 234V235H262ZM1 235V234H0ZM72 235V236H71ZM82 235V236H83ZM112 235H114L115 237H113L112 238ZM137 236V238H136V236ZM142 237H141V236ZM160 236V238H159V236ZM192 235V236H191ZM199 235V236H198ZM238 235V236H237ZM241 235V236H240ZM63 236V237H62ZM66 236H68V237H70V238H68V237H66ZM81 236V235H80ZM133 236H135V237H133ZM145 236V237H144ZM150 236H151V238H150ZM157 236V237H156ZM163 236H165V237H163ZM171 238H170V237ZM173 236V237H172ZM192 237L191 239H192V241L190 240V241H188V237ZM198 236V237H197ZM235 236H236V238H235ZM248 238H247V237ZM261 236V238H259ZM75 237V236H74ZM87 239H86V238ZM89 237V238H88ZM95 237V238H94ZM109 237V236H108ZM128 237H130V238H128ZM133 237V238H132ZM141 237V238H140ZM167 237V238H166ZM178 238L179 239V242H177L178 244H176V240H177V238L175 239V240H173V244L175 245H177L178 246V248H177V246H176V248L179 250V251H177V249L176 248H174L175 250H173V246H170V245H173V244H171L172 243V239L173 238ZM194 237H196V238H194ZM238 237H239V239H238ZM244 239V241L242 240V238ZM28 238V237H27ZM114 238H115V240H117L118 239V241L116 242V243H119L118 245L116 244V243H114V246H113V242H115V240H114ZM132 238V239H131ZM143 238V239H142ZM144 238H145V241L146 240H148L146 243H145V241H144ZM200 238V239H199ZM212 239V243L210 244V243H208V244H206L208 241L207 240H204V239ZM65 239V240H64ZM104 239H106L107 241H109V242H111V243H109V242H107L106 240V242L107 243H109L108 244V246H107V244L105 245L104 244V242H103V240ZM123 239H124V241H123ZM129 239H131V240H129ZM136 239L137 240H139V241H137L136 243H138V245L135 247V244L134 243H132V242H135L136 241ZM144 241V244H143V242H140V241H142V240ZM164 239H165V241H164ZM187 239V240H186ZM190 239V238H189ZM198 239V240H197ZM213 239H215V243H218L217 244V246H216V244L215 243H213ZM241 239V240H240ZM246 239H248L247 241H246ZM257 239V240H256ZM71 240V241H70ZM121 240H122V242H121ZM131 242L130 244H129V242ZM194 240H196L195 242H193ZM251 240V241H250ZM8 241L9 240H7V241H5V242H7L8 243ZM16 241V240H15ZM59 241V242H58ZM65 241H67V242H65ZM78 241H79V238H78ZM171 241V242H170ZM178 241V240H177ZM186 241H187V243L188 244H191V246L189 245L188 246V244H186L185 245V243H186ZM207 241V242H206ZM243 241V242H242ZM255 242V243H253V242ZM262 241H261V243H262ZM53 243V245L54 244H56V243ZM74 242V241H73ZM72 242V243H73ZM76 242V241H75ZM153 242V243H152ZM164 242V243H163ZM6 243V244H7ZM102 243V244H101ZM127 243H128V245H127ZM142 243V244H141ZM159 243V244H158ZM170 243V244H169ZM247 245H246V244ZM251 244V243H253V245H249V244ZM263 243H264V241H263ZM261 244V245H264V244ZM38 245H39V243H37ZM67 244V245H66ZM86 244H89L88 245V247H85L84 245H86ZM112 246H111V245ZM117 246H116V245ZM121 244V245H120ZM142 246H141V245ZM162 244V245H161ZM166 244V245H165ZM1 245V244H0ZM104 245V246H103ZM110 245V246H109ZM120 245V246H119ZM127 245V246H126ZM133 246L134 245V247L136 248L135 250H137V252L136 251H130V250H132L131 248L132 247H128V246ZM160 245H161V248L162 249H160L161 251L163 250V252H165V253H163V254H165V255H163L162 257L161 256H159V255H162L161 254V251L160 250H157V248L159 247L160 248ZM94 246V247H93ZM106 246V247H105ZM115 246H116V248H115ZM123 246V247H122ZM125 246V247H124ZM140 246H141V249L139 250V248H140ZM250 246V247H249ZM255 246V245H254ZM102 247H105V248H102ZM111 248V250L109 249V248ZM119 247V248H118ZM120 247H122L121 249H120ZM185 247H187L188 248V250H186V249H184ZM190 247H192V248H190ZM67 248V249H68ZM91 248H95V249H92V251L94 250V252H93V254H92V252L90 251L91 250ZM98 248V249H97ZM107 248L109 249V250H107ZM112 248H114V249H112ZM124 248H126L125 250H124ZM138 248V249H137ZM158 248V249H159ZM196 248V247H195ZM208 248V249H207ZM250 248H251V250H250ZM128 249H130L129 251L131 252V253H134L135 252V254L137 255V256H140L139 258L137 257V259H136V257H135V254H134V256H132L131 257V253L128 251V253L129 254H131L130 255V257H128V253H124L126 250H128ZM134 249V248H133ZM164 249H165V251H164ZM198 249L196 248V249H194L195 251L197 250L198 251ZM205 249V250H204ZM70 250H72V251H70ZM81 250V251H80ZM119 251L120 253H118V252H116V251ZM138 250H139V252H141V254L138 252ZM146 250V251H147ZM150 250V251H151ZM167 250V251H166ZM185 250H186V252H185ZM202 250H200L201 252H202ZM220 250V251H219ZM247 252V254H249L250 253V256H248V255H246L245 254V251ZM4 249H3V253H4ZM78 251H80V252H78ZM124 251V252H123ZM149 251V252H150ZM160 251V252H159ZM174 251H176L177 253H180V255H182L183 256V258H180V257H182V256H180L179 254L177 255L176 254V252L175 253H173ZM194 251V252H195ZM6 252V251H5ZM88 252V253H89ZM97 252V253H96ZM100 252V253H99ZM104 252V253H103ZM127 252V251H126ZM148 252V251H147ZM171 254H170V253ZM199 252V251H198ZM94 253H96L97 254V256H98V258H101V260H99L98 258H96V256H95V254ZM111 253H110V255H111ZM114 253V254H113ZM118 253V254H117ZM123 254V256H121L122 254ZM145 253V252H144ZM160 253V254H159ZM200 253V252H199ZM252 253H254L255 255H251ZM99 254H104V255H101V257L99 256ZM119 254H120V256H119ZM148 255V256H146V255ZM144 254V256H146V257H148L147 258V261H146V259L144 260V261H142V262H144V263H148V264H150L152 261V263L153 264H155L154 263V260H153V258H151V254L149 255V254H147V253H145ZM177 256H176V255ZM185 254V255H184ZM201 254L202 253H200L199 254V256H201ZM207 254H205V255H207ZM263 254V255H262ZM1 255H3V257H4V254H1ZM74 255V256H73ZM85 255H87V253H85ZM117 255V257H118V259H116L115 258V256ZM194 255V254H193ZM205 255H204V257H205ZM257 255V256H256ZM102 256H104V257H102ZM125 256H127L126 258H125ZM175 256V257H174ZM184 256H186V257H184ZM197 258H196V257ZM198 255H197V253H195V255H194V258H193V260H192V258L190 259H188L189 261H191L190 263L191 264H193L194 262H196V263H194V264H197V263H201V262H203V264H205V260H203L202 261V258H204L203 257V255L201 256V258L199 257ZM223 256L225 257V259H223L222 260V258H223ZM108 257V258H107ZM114 257V258H113ZM122 257V258H121ZM134 257H135V259L136 260H134ZM153 257V256H152ZM171 257H172V259H171ZM174 257V258H173ZM208 257V258H207ZM221 257V258H220ZM250 257V258H249ZM251 257H255V259L257 260V261H253L252 259L253 258H251ZM69 258V257H68ZM77 258V257H76ZM107 258V259H106ZM125 258V259H124ZM128 258V259H127ZM152 259V261H150L151 259ZM247 258V259H246ZM249 258V259H248ZM6 259V258H5ZM93 259H97V260H93ZM108 259H109V261H108ZM115 259V260H114ZM149 259V260H148ZM186 261H185V260ZM200 259V260H199ZM0 260H1V257H0ZM2 260H4V258H2ZM1 260V261H2ZM65 260H67V259H65ZM71 260L72 259H69V264L71 263ZM126 260V261H125ZM128 260V261H127ZM132 260H130V262L132 261ZM120 261L118 262V264L120 263ZM137 261V262H136ZM150 261V262H149ZM245 261V262H244ZM253 261V262H252ZM80 262V261H79ZM101 263V264H106V263ZM65 263L67 264L68 263V260H67V262L65 261ZM74 263V260H72V263L71 264H73ZM81 264L83 263L82 261L80 262ZM86 263H83V264H86ZM134 263V264H135ZM143 263V264H144ZM146 263V264H147ZM156 263V264H157ZM173 262L171 263V264H174ZM181 263V264H182ZM190 263H188V264H190ZM95 264H97V263H95ZM121 264V263H120ZM142 264V263H141ZM222 264V263H221ZM223 264H225L224 262H223ZM262 264H264V263H262Z\"/></svg>","mask_w":264,"mask_h":264},{"label":"bare ground","instance_id":"bare-ground-1","mask_svg":"<svg viewBox=\"0 0 264 264\" xmlns=\"http://www.w3.org/2000/svg\"><path fill=\"white\" fill-rule=\"evenodd\" d=\"M91 1V2H90ZM97 1V0H96ZM95 0H84V2H83V5L85 6H83V10L84 9H86V10H84V11H86V12H88V13H86L85 14V12H83V10L81 11V13H80V15L77 17V19L75 20V22H71V21H69L68 19H65V18H60V17H57L56 16V9H57V7L58 6H60V5H64V3H65V0H35V4H34V6L35 7H37L38 8V10H39V12L41 13V19H42V21L45 23V32H44V34L43 35H36L35 36V39L37 40V41H39L40 42V45H39V47H34L31 51H30V53H29V55H28V57H27V59H28V61H29V63L30 64H32V65H34V63H35V61L36 60H45V61H51V63H49L48 64V66H47V68L45 69V70H41V71H35L32 67H29V66H26L25 67V71H24V74L19 78V79H16L15 81H14V88H15V92H16V96H15V100H14V102L11 104V105H9V102H8V100H7V97H6V95L5 94H0V117H3V119H5V120H7V122H8V135L4 138V139H0V174H1V172H2V176L4 175L5 176V178H4V176H3V180L4 181H7L8 179H9V177L7 176V172L10 170V168L12 169V170H14L15 172H16V182L14 183V184H8L7 182H4L3 180V183H5L4 185H2L3 183H0L1 185H0V196H3L2 198H7V204H9L8 206H6V198H5V200L3 199H1L0 200V205H2V206H0V216L5 220L4 221V223H12V221H13V219H12V216H11V210L13 209V207H14V205H16L17 203H14L13 205H12V203L10 204L9 202V199H11V200H14V198H17V201H16V199H15V202H18V199L21 197V194L23 193L24 195H26V196H28V197H26L25 198V200L29 203V204H35L36 206L35 207H32V208H30L29 209V212H28V215H27V217H26V219H25V221L23 222V225H22V228L21 229H23V231L21 232V231H18V232H15V233H7L8 231H6V229L2 226V224H3V220H0L1 221V223H0V257H1V260H2V258H4V260H0V264H66L65 263V261L67 262V260H68V263L67 264H69V259H72V260H74L73 259V257L71 256V258H70V254H72L71 252L69 253L68 252V250H69V246H65L64 244H62V242H64V241H62L61 239H60V241L61 242H59V243H56L55 242V240H58L59 238H60V236H61V233L63 232V228H65V227H67V226H74V225H77V224H79V223H81V217H83L82 218V220H85L87 217H90L91 215H88V216H86V217H84L85 216V214H83V215H81V217H78L77 215H78V213H77V215L76 216H72L73 214L69 211V213H71L72 215H64L63 213H65L66 214V212H68V208L66 209V207L64 208V210H59L61 207H60V205H61V203L62 204H64L65 203V201H64V198L67 196H65L64 198H62L61 196H60V192H65V190L66 189H68V188H71V187H73V188H75V189H77V190H85V193H86V196L84 197V195H85V193L84 192H81V193H79L78 191H76L77 193H79L80 195L82 194V193H84V195H81V196H83V201H82V197L81 196H79V197H77V199L78 198H80L81 200V202H82V204H84V205H82L81 204V202H80V204H81V206H80V204H79V202L76 204L75 202H73V203H75V205L77 206V205H79L80 207H83V208H85L86 206H90V204H88L87 205V203L89 202V203H91V202H93V203H91V207H93L92 206V204L94 205V207H97V206H101V208H103V207H105L103 204L101 205V203H104L105 204V201H106V199H111V198H109V196H108V198H105V197H107V195H105V196H103V198L105 199V201H101V203H100V205H95L94 204V202H96V197H93V195H94V193H93V195L91 194V191L93 190V189H91V188H89L90 186H92L93 187V185H94V189L95 188H98V187H100L99 186V184H100V181L99 180H101L102 178H104V182L101 180V184H105V183H107L106 184V187L108 188L109 186H111V184H110V182H113V180H115V182H113V185H115V184H117L116 182H117V178H119L118 177V175L117 174H119V173H122V174H124L123 172H122V170H124V169H122L123 168V166L124 165H126L125 163L128 161V160H130V154H131V150H130V146L133 148V149H135V151L137 152V151H139V154H136L137 156H139L142 152L140 151V150H143V151H145V149H142L143 147H144V145H145V139L144 138H142L143 139V141H144V145L143 144H141V146H143L141 149L139 148V146H137L138 147V149H137V147L136 146H134L135 145V141L137 140L138 141V136L140 137V135H141V133H139V132H141V130H139L140 128L142 129L143 127V125H140V124H134L135 126H132V127H138V130H139V134L140 135H136L137 137V139L135 140V138L134 139H130V134L128 135V137H127V139H129V140H125L126 139V137H125V139H124V136H121L120 135V137H123V139H124V142H122V143H126L127 141H129V143L131 144L132 143V141H133V143L134 144H131L130 146H129V143L127 142L126 143V145L128 144V147H129V159H127V153H125V151H124V154L126 155V156H123L124 154H120V151L119 152H113V153H110V154H108L110 151L109 150H111V152L113 151L112 149H116V150H119V149H117V147H120V146H118V144H119V142H118V144H117V147L115 146V147H113L114 146V144L115 143H117V138L119 139L120 137H118V133L116 132L117 131V127H115L113 124L115 123V120L118 118L119 119V116L121 117V115L123 114V118H125L124 116L126 115V116H128V115H131V118H133V120H135L136 118H137V116H136V118L134 119V117H135V115H137V114H140L141 112H143L142 114V117L145 119V118H147L146 116L148 115V117L149 116H151V114H153L152 112H156V111H154V110H152V112L151 111H149V109L148 108H150V105L148 104L149 102H148V100L149 99H151V100H149L150 102L152 101V100H154V99H156L157 97H160V95H157V94H160L159 93V91H157L158 89H160V87H161V90H163V88L162 87H164V91L166 90L165 88L167 87V85H165V84H168L169 85V88L171 89V92L173 91V89L172 88H174L173 87V85L175 86L176 85V83H173V81L174 82H176V78H177V76L179 75H177L176 74V77L174 76V78H172V76H169V75H173V73L172 72H174V70H176L175 68H174V65H173V62H170L169 60H170V58L171 59H173V57H170V55L169 54H171V52H169V54L167 53L168 51H167V49H169L170 48V46L168 47V44L170 45V43H168V44H166L167 45V49H166V51H165V46L163 47V45L165 44H163L162 45V47H163V49H161V46H159L158 44H157V52H158V46L160 47V51L162 50H164V52H163V56L161 55L162 53V51L160 52L161 54H159L160 55V58H161V56L162 57H166V54H168L167 55V57L169 58V60L168 59H165V60H167V62L165 63V60H159L160 61V63H165V65L168 63V61L170 62V63H168L169 65L171 64V65H173L172 67L174 68H172V70L169 68V65L168 66H166L167 68H169L172 72H171V74L170 73H168L167 72V68L165 67V69H166V73H167V77L169 78V79H171L170 81H171V83H172V85L171 84H169L170 83V81H166V79H168L167 77L165 78V69L164 70H162L161 69V67L160 68H158V67H156V68H154V71H153V69H150L151 70V73H153V72H155L156 71V69H157V73L155 72V78H153V77H151L152 75H154V73L150 76L151 78H152V82L153 81H155V84H160L158 81V83L156 82V80H158V78H156V77H159V76H161V81H162V78L164 77V81L166 82V83H164L163 85H161V86H159L158 88H157V85H155V87H156V89L157 90H154L153 89V91L155 92V93H157L156 95V98H155V93H150V92H153L151 89L153 88V86H154V82H153V86L152 85H150V81L148 80V78H146L147 76H148V74H147V76H146V73H145V71H143V69L141 70V68L140 67H144V70H146V71H149V67H151V64L152 65H154L155 64V62L156 63H158V59H160V58H156L155 57V59H153L154 60V62H153V60L152 59H150V58H153V57H150L151 56V53L150 52H152V51H150L151 49L154 51L155 50V52H156V47H154L151 43H153L154 44V42H155V44H156V41H158L159 39H155L154 37V42H152L153 40L151 39L152 38V36L154 35V34H152V33H146L147 31L149 32L150 30H151V28H149V26H148V28H147V24L145 25V23L146 22H148L149 23V21L151 20V18H149V20L148 19H145L146 18V15L144 14V15H142L144 18H142V26H143V20H145V22H144V29H143V27H142V31L143 30H146V29H150V30H146V32L145 31H143V33H146V34H148V35H150V34H152L151 36H150V39L152 40V41H150V39L149 40H146L147 38L146 37H148L146 34L144 35V34H142V36H143V38L141 37V41L138 39H136L137 41H140V43L143 41L144 42V45L145 44H148L149 42H151L150 43V45L151 46H153L154 47V49H153V47H151L150 46V48H149V45H145V48L143 47V42L141 43V44H139L140 45V49H139V47H138V45L136 44V43H134V40H133V37H132V35L133 34H137V31H138V29H139V27H138V29H136V31L135 30H133L134 28H137V26L135 27V26H133L134 28L133 29H129V31L130 30H133V32L132 31H130V32H128V30H127V28L125 27V25H127V24H125V22L127 23V21H124V23L122 22L121 23V21H122V19L124 18L125 19V16L127 15L128 16V14H126L125 16L124 15H122V13H121V11L120 10H125L126 9V7L129 9V6H126V3H125V1H123L124 3L122 4V3H119V4H117V5H119V6H117V7H115V6H112L111 5V3H109L107 0H102L101 1V3H102V5H101V3L99 4V3H95L96 2ZM26 2V0H0V65H7V66H9V67H11V65H8V61L10 60V59H12V58H14L15 57V55H16V53H15V51H14V36H15V34H16V27H17V25H16V23H15V21H16V18H17V16H18V14H19V10H20V8L23 6V4ZM85 2H87L88 4H87V6L89 7H87L86 8V4H85ZM99 2V1H98ZM117 2H120V1H117ZM90 3H92L91 4V6H89L90 5ZM200 3V2H199ZM114 4V3H113ZM116 4V3H115ZM125 5V6H124ZM127 5H129V4H127ZM130 8H131V6H130ZM128 9H127V11H128ZM140 9H141V7H140ZM142 9H144V8H142ZM141 9V10H142ZM130 11H132L131 13H130V15L133 13V10H130ZM140 11V10H139ZM145 11V10H144ZM83 12V13H82ZM125 12H126V10H125ZM136 12V11H135ZM142 12V11H141ZM121 13V14H120ZM147 13V12H146ZM135 14H137V12L135 13ZM148 14H150V12H148L147 13V15ZM153 14V13H152ZM152 14H150L151 16H152ZM149 15V16H150ZM154 15H155V13H154ZM138 16H141V14H139ZM149 16H147V17H149ZM157 16V15H156ZM156 16H154V17H156ZM134 17V16H133ZM133 17H131V18H133ZM159 17V16H158ZM157 17V18H158ZM126 18H128V17H126ZM130 18V19H131ZM136 18V17H135ZM134 18V19H135ZM129 19V18H128ZM139 19V18H138ZM137 19V20H138ZM141 19V18H140ZM139 19V20H140ZM137 20H134V24H137L138 26H140V23L139 22H137ZM147 20V21H146ZM153 20V19H152ZM158 20V19H157ZM131 22H133V19L132 20H130ZM137 22V23H136ZM158 23H157V25L158 26H160L159 25V20L157 21ZM130 23V22H129ZM150 23H151V26L153 27V25L156 23H154V22H152V21H150ZM150 23H149V25H150ZM152 23H153V25H152ZM175 25H176V23H175V21L173 22ZM173 23H171V24H173ZM9 24H12V28L11 29H9V27H8V25ZM132 24V23H131ZM130 24V25H131ZM161 25H162V23H160ZM171 24H170V27H169V25H166V24H163L164 25V27L162 26V28H164V29H161L160 28V30L162 31L163 30V32H161V34L163 35L164 34V36H165V34L166 35H176L177 33H179V34H181V30L180 31H176V33L172 30V26H171ZM57 25H60V26H66V29H67V32H72V31H75V32H77L76 30H78V32H77V36H78V39H76L75 40V42L74 43H72L69 39H65V40H58L57 38H56V36H55V32L56 31H58L59 30V28L58 27H56ZM133 25V24H132ZM156 25V26H157ZM166 25V26H165ZM174 25V27H177V26H175ZM128 26V25H127ZM156 26H154L155 27V30H157L156 29ZM169 27V29L171 28V30H169V31H171V32H174V33H170V32H167L168 30H167V28L166 27ZM141 27V26H140ZM153 27V28H154ZM131 28H132V26H131ZM152 28V29H153ZM82 30L83 32H81L80 30ZM177 29H179V28H177ZM154 29H153V31H154V33H157V31H155ZM176 30V29H175ZM134 31H135V33H134ZM141 30H140V34H141V32H142ZM167 33H166V32ZM182 31H186V29H184V30H182ZM189 30H187V32H188ZM191 31V30H190ZM193 31V30H192ZM191 31V33H189V34H192L191 36L193 37V36H196L197 35V32L195 33V31H193L192 32ZM79 32H81V34H82V36L79 34ZM160 32H158L159 34H160ZM100 33H103V35H101ZM139 33V32H138ZM157 33V34H158ZM169 33V34H168ZM185 33V34H184ZM188 33H186V32H182V36H183V34H184V37L183 38H180V37H182L181 35H176V36H178V38H176V36H174L175 38H173L172 36H171V38H173L172 40L173 41H175V40H177V39H180V41L183 39V43H185L184 42V38H186L185 39V41H186V43H187V46L189 45L188 43H189V41H191L190 43V45H192V43L194 44V42H195V40L196 39H193L191 36H188ZM193 33H195V34H193ZM80 35V37H79V35ZM132 34V35H131ZM156 34V35H157ZM158 34V35H159ZM187 34V35H186ZM99 35H100V37H99ZM139 35V34H138ZM138 35H136V36H138ZM190 39V37L192 38L191 40H188L187 39V37ZM76 35H75V37H77ZM134 36V35H133ZM136 36H134L135 38H136ZM140 36V35H139ZM146 36V37H145ZM197 37V36H196ZM146 38V39H145ZM149 38V37H148ZM156 38H159V37H156ZM160 38H161V35H160ZM72 39H74V36L72 37ZM143 39V40H142ZM146 40V41H145ZM171 40V39H170ZM148 41V43H146ZM188 41V42H187ZM197 41H199V38L197 39ZM160 42V41H159ZM171 42V41H170ZM177 43H178V40L176 41ZM200 42V41H199ZM161 43H163L162 41H161ZM161 43H159L160 45H161ZM175 43V42H174ZM173 43V44H174ZM196 44L195 45H199L200 43H198V42H195ZM63 45V47H59V45ZM136 44V45H135ZM154 44V45H155ZM176 44V43H175ZM181 44V43H180ZM142 45V46H141ZM179 45V44H178ZM186 45V44H185ZM189 45V46H190ZM171 46H173V45H171ZM181 46V45H180ZM183 46H184V44H183ZM183 46H181L182 48H180L179 46H178V48H179V51H181L182 49H185V48H183ZM135 47V48H134ZM137 47V48H136ZM141 47H143V49H141ZM147 47H148V49H150V50H148L147 49ZM176 47V46H175ZM131 48H133V49H131ZM173 48V47H172ZM177 48V47H176ZM178 48L177 49H175V48H173V49H175V51H177L178 50ZM134 49H136V50H134ZM147 49V50H146ZM173 49H169L170 51L171 50H173ZM181 49V50H180ZM264 49V48H263ZM130 50H132L133 52H134V54L136 53V51H140L141 52V50L143 51V53L144 52H148L149 51V53L150 54H146L147 56H149L148 57V59L146 58H144V56H146L145 55V53H144V55H143V53L141 54L140 52L137 54V59H138V57H140V54H141V58L143 59H145L146 60V63H145V60L143 59L141 62H142V64H143V66L141 65V63L139 62V60L140 59H138L137 61L140 63H136L135 61H136V59L135 60H133V62H135V64H133V62L131 61L132 59H134L135 58V55H133V57L131 56L132 55V51H130ZM188 50V49H187ZM117 51H120L119 52V54H120V56H122L123 55V59H121L122 57H120L117 53ZM124 51H127V53H125ZM175 51H172L176 56H177V53L179 52H175ZM121 52L122 53H125L126 55H129V57H131V60L129 59L128 61H131L132 62V64H131V62L130 63H128V61L126 60V59H124L125 57L124 56H126L125 54H122L121 55ZM155 52H154V54H155ZM157 52H156V55H157ZM165 52H166V54H165ZM182 52V53H181ZM181 52H179V56H181L182 57V55H184L183 54V51H181ZM184 52H186V49L184 50ZM264 52V51H263ZM131 53V54H130ZM172 53V54H173ZM188 53V52H187ZM80 55V56H83V58H85V61H84V64L86 63V65L88 66V67H90L89 69H90V71H88L89 72V74H91L90 76H92V72L94 73V75H96L97 74V76H95V78L96 79H98V81H100L102 78H97L98 76H99V74H100V72H103V73H101V75H103V79L102 80H104V83H100V82H98L95 78H94V75L91 77V80H90V82H89V80H88V84H86L87 82H85V88H84V92H85V95L84 96H86V94H89V95H92V96H90L89 97V95L86 97L87 99L86 100H89V101H87V104H89V105H87V106H90V101L92 100L91 99V97L94 99V100H92V101H95V99H96V103H97V105H98V103L99 104H102V103H100V101L99 102H97V96H96V98H94V95H100L101 97H103V98H101L100 96V98L103 100V101H105L106 100V98H108L109 100L111 99V98H115L116 100L117 99H119V96H120V93H121V91H122V94L124 93L123 92V88L125 87V88H130V89H125V90H127V91H129L128 93H130V91H132V89H134V87H139V89L140 88H147L146 90L147 91H149V96L151 95V94H153V95H151L152 96V98L151 97H149V99L148 100H145V98L148 96L147 94H148V92H144L145 93V96H143L144 94L142 93V94H139V95H142V97L144 98V100H143V98L141 97V96H139V97H141V99H139L140 101H141V103L143 102V101H147L148 103H140V105H139V100L137 99V98H139V97H137V96H135L134 94H135V90H136V92H138L139 90H137L136 88L134 89V93L132 92V93H130V96H131V94L132 95H134V98L135 97H137V98H135V101L134 100H132L133 99V97H132V99H129V100H131L132 102L131 103H135L134 105L135 106H132V107H135L134 108V110L133 111H137V109H139V107L141 106V109L140 110H138L136 113H135V115L134 114H132V107H131V105H133V104H129V103H127L128 105H126V108L124 109V106H125V104H124V106H123V103L121 102V101H123V100H125V99H123L124 97H126V99H127V101H129L128 100V98L130 97V96H128V93H124L123 95H121V97H122V99L123 100H121V98H120V102L122 103V105H119L118 107L120 108V106H122L121 108L123 109V112L122 111H120V113H119V110H121V108L119 109V108H117V104L115 103V106L114 107H116V109L118 110V113L120 114H118L117 113V117H115V113H116V109L114 108V107H112L114 104H113V101H112V103H107V105H104L105 107L107 106V111H108V109H110L111 110V108H113V109H115L114 111H115V113H114V111H112V113H113V115H114V117L112 116V113H109L108 114V116H109V118H110V114H111V116L115 119L114 120V123H113V121L111 120V118H110V121L108 120V119H106V118H104V119H102L103 118V116H107V114L105 113L104 114V112H106L105 110H104V106L103 105H101V106H103V108H98L97 107V105L95 106V107H93L92 106V108L91 107H89L90 109H91V112L93 113V111L94 110H97V111H100V110H102L103 109V114L104 115H100V113H102L101 111H100V113L98 114V115H96L97 117H98V119L100 118V116H102V118H100L101 120L99 121V120H97L96 118L97 117H95V114H91V112H90V114L91 115H93V118H92V116H90L91 118H88L89 116H84L85 114H87V112H84L83 113V116L85 117H83L82 118V120H80L82 123L84 122V120L85 119H89V122H86V120H85V122H84V124H82V123H77V124H75L74 126H75V129L77 130V132L79 133V131H81L82 133H86V130H87V132H89L90 134H89V136L92 134V135H94L93 137L92 136H88L89 138H90V140H89V138L88 137H86L88 134L86 133V135L85 134H83V135H85V141L87 140V142H86V144H87V146H86V148L85 149H83L85 146H83L84 145V143H83V138H82V143H80L81 142V139H80V141L78 142L79 144H82V146L81 145H79L78 143V145L77 146H79V148L77 147V151L73 154L74 155V157H75V160L76 161H81L82 162V164H83V162L85 161L86 162V164L88 163L87 161H89V160H91V162H93V163H98V162H103V161H106L104 164H106V165H110L111 163H114V164H111V165H115L116 164V160H117V163H119L118 161H121L122 160V157H126V159H127V161L125 162V160L126 159H124V162H123V164L122 163H120V164H122L123 166L121 167V171H120V169H119V171H115L113 168H115V166L112 168L111 166H109L111 169H113L114 171L113 172H111L110 174H106L107 173V171L108 170H110L109 168H108V166H107V168H104V167H106V165L103 167V163H98L99 165H101L102 167H103V169L105 170V169H107V170H105V172H104V170L103 169H100V168H102L101 166H99L98 164L96 165V168H97V166H99L98 168H99V170H103V172H101V173H104V174H101L100 173V171L98 172L97 171V169L95 170V172L97 171L98 173H100V174H98V176L99 177H97V174L93 171L94 169H95V167H94V169L92 170L91 169V167H93V165H95V164H93V163H91V164H93V165H90V167L87 165V166H85L86 164H84V168H86V171H85V169L82 167L83 165L81 164V162H77V164H78V166H76L75 165V162L73 163V164H70V165H73V168H74V166H76L75 167V170L73 169V168H71L69 165L67 166V167H70L71 169H72V171L73 172H71V169L68 171L67 169H69V168H67V167H65V168H60V167H57L54 163H52L51 162V160H50V158L49 157H47V156H45V157H43V158H41L39 155H38V153H37V150L35 149V147L33 148V151H32V154H31V163L29 164V165H26L25 164V162H24V155H25V153H24V147H25V145L26 144H28V143H32L33 145H35L36 144V142L41 138V134H40V132H39V129H38V124H39V117H40V112H41V105H42V102H39L40 104L39 105H37L36 103L38 102L37 100H38V98H40L42 95H43V97H45L44 96V94H46V95H48V94H50V91H51V89H52V87H53V82L57 79V73H59L61 70H59V68H58V65H60L64 60H63V57L65 56L66 58L67 57H69V56H73V55ZM153 54V53H152ZM154 54H153V56H154ZM190 54V53H189ZM155 55V56H156ZM159 55H157V56H159ZM117 56H118V58H120V61L122 62L123 60V65H124V63L127 61V64H125L124 65V67H127V68H129V71H128V69L124 72V70H125V68L123 69V67H122V65L119 63V61L117 62ZM192 56V55H191ZM64 57V58H65ZM129 57H127V59L129 58ZM166 57V58H167ZM192 57H194V59L193 60H195V56H192ZM222 57H224V56H222ZM179 58V57H178ZM60 59V60H59ZM152 60V62L151 63H149L148 62V60ZM157 59V60H156ZM162 59V58H161ZM181 59V58H180ZM186 59V58H185ZM184 59V61H186ZM226 59V57L224 58V60ZM59 60V61H58ZM62 60V61H61ZM189 59H187V61H188ZM227 60V59H226ZM60 61H61V63H60ZM162 61H164V62H162ZM183 61V60H182ZM181 61V62H182ZM183 61V62H184ZM190 62H191V59L189 60ZM188 61V62H189ZM196 61V60H195ZM197 61H199V60H197ZM56 63V64H54V63ZM59 62V63H58ZM144 62V63H143ZM149 64H148V63ZM187 62V63H188ZM200 62V61H199ZM202 62H204V61H201V63ZM206 62H207V60H206ZM66 63V62H65ZM115 63H117V64H115ZM186 63V62H185ZM186 63V64H187ZM194 63V62H193ZM208 63V62H207ZM224 63V62H223ZM144 64H147V65H144ZM204 64V63H203ZM203 64H201V65H203ZM54 65H56V66H54ZM62 65H64V64H62ZM86 65H84V67L86 66ZM120 65V66H119ZM127 65H130L131 67H132V65H133V69H131L132 71L133 70H136V69H138L139 70V68H140V71H135V72H133V73H137V75H135V74H133V73H131V70H130V68L131 67H129V66H127ZM138 67V65H140V67H138V68H136V66ZM157 65H160L159 63L158 64H155V66H157ZM170 65V66H171ZM195 65V64H194ZM61 66V65H60ZM118 66V67H117ZM145 66L147 67V66H149V67H147V69L145 68ZM205 66V65H204ZM207 66V65H206ZM122 67V68H121ZM191 67V66H190ZM224 67V66H223ZM222 67V68H223ZM62 68V67H61ZM60 68V69H61ZM85 68H87V67H85ZM114 68L115 69H117V68H119V69H117L118 71H120V72H118L117 73V71H113L114 70ZM184 68V67H183ZM122 69H123V72H122ZM158 69H161L162 71H164V73L162 72L161 73V71L160 70H158ZM168 69V70H169ZM180 69V68H179ZM179 69L177 70L178 71V73H179ZM182 69V68H181ZM185 69V68H184ZM218 69V68H217ZM220 69V68H219ZM264 69V68H263ZM191 70V69H190ZM221 70V69H220ZM229 70V69H228ZM83 71H85L84 69H83ZM142 71H143V73H142ZM181 72H180V75L182 74V70H180ZM184 71V70H183ZM192 71V70H191ZM222 71V70H221ZM87 71H86V73H88ZM91 72V73H90ZM116 72V73H115ZM126 72H127V74H126ZM131 73V74H133L131 77H129L130 75H129V73ZM158 72H159V75H158ZM176 72V71H175ZM175 72H174V75H175ZM228 72V71H227ZM231 72V71H230ZM123 73H125V74H123ZM145 73V74H144ZM149 73H150V71H149ZM150 73V74H151ZM186 72H184L183 73V75L185 74ZM218 73V72H217ZM232 73V72H231ZM85 73L83 72V75H84ZM88 74V75H89ZM156 74H157V76H156ZM161 74V75H160ZM189 74V73H188ZM192 74V73H191ZM190 74V75H191ZM200 74V73H199ZM198 74V75H199ZM201 74H202V72H201ZM263 74V73H262ZM87 74L85 75L86 76V78H87V76H88ZM99 76V77H102V76ZM143 75H145V76H143ZM164 75V76H163ZM186 75V74H185ZM204 74H202V76H203ZM209 75V74H208ZM224 75H225V77H226V74L224 73ZM195 76V78L197 77V75H194ZM215 76H216V74H215ZM145 77V78H144ZM185 76H181V78L184 80L185 79V81H183L182 79L180 80L179 79V76H178V78L177 79H179L180 81H183V82H190L191 83V85L193 84V82H192V80H194V79H190V80H188L189 79V75H187V77H188V79L187 78H184ZM206 77V76H205ZM205 77H203V78H205ZM217 77H219V75L217 76ZM223 77V76H222ZM225 77H223V79L225 78ZM264 74L262 75V77H261V79L262 80H264ZM208 80H207V79ZM205 79L208 81L207 82V84L209 83V78H208V76L206 77ZM87 79H89V77L87 78ZM87 79H86V81H87ZM100 79V80H99ZM146 79L149 81V83H146V82H148V81H146ZM168 79V80H169ZM172 79H174V80H172ZM197 79V78H196ZM211 79V78H210ZM222 79V80H223ZM226 79V78H225ZM96 80V81H95ZM101 80V81H102ZM178 80V81H179ZM188 80V81H187ZM202 80V79H201ZM201 80H199V79H197V84H198V81L200 82ZM221 80V78H220V83L221 82H223L224 83V85H222V84H220V85H222V87H224L225 86V82L224 81H222ZM106 81V82H105ZM146 81V82H145ZM159 81H160V79H159ZM177 81V82H178ZM179 81V82H180ZM219 81V80H218ZM226 81H227V79H226ZM163 82V81H162ZM162 82H161V84H162ZM182 82V83H183ZM132 84L134 87H132V85H131V87H130V85H125V84ZM190 83H189V85H190ZM194 83H196V82H194ZM204 83V84H203ZM219 83V82H218ZM227 83V82H226ZM122 84H124V85H122ZM135 84V85H134ZM148 84H149V86H148ZM184 84V83H183ZM188 84V83H187ZM187 84H184L185 85V87L183 86V88L185 89V93H184V95L185 94H189V95H192L193 96V93H191L190 94V92H192V90L193 91H196V89H199L200 90V84H199V88H192L191 89V91L190 92H186V91H189L188 90V88H187ZM197 84H196V86H197ZM202 84L204 85V86H201L202 87V89L201 90H203V92H204V89L205 88H207V86H205V82H204V80H202ZM88 85V86H87ZM90 85V86H89ZM138 85V86H137ZM179 85L181 86V84L179 83ZM178 85V93L177 94H179V92L180 93H182V90H183V88L182 87H180ZM189 85H188V87H189ZM263 85H264V82H263ZM121 86H124V87H122L121 88ZM127 86V87H126ZM151 86V87H150ZM172 86V87H171ZM177 86V85H176ZM194 86H195V84H194ZM154 87V88H155ZM182 88V90L180 89V88ZM191 87V86H190ZM189 87V88H190ZM193 87V86H192ZM203 87H205V88H203ZM169 88H167L168 90H167V92L168 93H170V90H169ZM26 89H28V90H32L34 93H35V100L33 101V103H32V105H31V111L30 112H27V113H23V112H20L19 111V106H20V102H21V99H22V93L26 90ZM151 91H150V90ZM176 89V90H177ZM180 89V90H179ZM120 91V93L119 94H117V92H119ZM145 89L143 90V91H146ZM160 90V91H161ZM175 89H174V92H172L171 94V96L168 94L167 96H168V98L166 99L164 96H166V91L165 92H163L162 91V93L163 94H165L164 96H163V98H162V102L164 103L165 102V104H169L168 102H170V101H172V99L170 100V98L169 97H171V98H173V97H175L174 98V100H176V96L175 95H177V94H173V93H175V91H176ZM199 90H197L196 92H198ZM127 91H125V92H127ZM48 92V93H47ZM140 93H141V90L139 91ZM195 92V93H196ZM201 91H199V93H200ZM183 93H182V95H183ZM82 95H83V93H81ZM117 94V95H116ZM163 94H161V95H163ZM203 94H205V92L203 93ZM202 94V95H203ZM180 95V94H179ZM178 95V96H179ZM179 96V97H181V98H179L178 97V99H182V97H184L183 98V100L184 99H186V100H189V101H193L194 102V98L192 99V97H189V98H191V99H187L188 97L187 96ZM201 95V93L199 94V95H196V94H194V96L196 97V98H198V99H201V97H199V96H202ZM206 95V94H205ZM173 96V97H172ZM204 96V95H203ZM207 96V95H206ZM205 96V97H206ZM43 97H42V99H43ZM116 97H118V98H116ZM128 97V98H127ZM187 97V98H186ZM37 98V99H36ZM91 100H90V99ZM99 98V99H100ZM148 98V97H147ZM107 99V100H108ZM159 99H161V97L159 98ZM163 99H165V101H163ZM169 99V100H168ZM178 99H177V102H178ZM196 100V101H198L197 103V105H199V106H203L204 104H201V103H199V100ZM112 100H114V99H112ZM166 100H168L167 101V103H166ZM174 100L172 101V103L174 102ZM183 100H180L181 102H179L180 103V105L179 106H181V103H182V105H183V107H184V104H183V102L184 103H186V100L185 101H183ZM202 100V99H201ZM37 101V102H36ZM40 101V100H39ZM117 101H119V100H117ZM134 101V102H133ZM136 101H138V105H139V107L137 108V102ZM183 101V102H182ZM189 101H187V104L188 105H190V107H191V105H192V103L193 102H191L190 104L188 103ZM205 101V100H204ZM203 101V102H204ZM89 102V103H88ZM106 102L107 101H105V104H106ZM114 102H116V101H114ZM125 102H126V100H125ZM124 102V103H125ZM201 102V101H200ZM202 102V103H203ZM85 103V102H84ZM104 103V102H103ZM171 103V104H172ZM175 103H176V101H175ZM175 103H173V105H171L172 107L174 106V104ZM94 104H95V102H94ZM146 104H148V106L146 105ZM195 104V103H194ZM193 104V105H194ZM201 104V105H200ZM37 105V106H36ZM91 105H92V103H91ZM145 105H146V110L148 111H143V108L145 107ZM164 105V104H163ZM178 105V104H177ZM214 106H216L215 104H213ZM9 106H11V107H13V108H15L16 109V112H15V115H12V116H8V115H6L5 114V110H6V108L7 107H9ZM86 106V107H87ZM127 106H130L131 107V109H130V107H127ZM142 106H143V108H142ZM195 106V105H194ZM85 107V110H87L88 111V109ZM99 107H100V105H99ZM148 107V108H147ZM170 107V106H169ZM185 107L186 108H190L189 106H186L185 105ZM196 107V106H195ZM262 107V106H261ZM264 107V106H263ZM137 108V109H136ZM152 108V107H151ZM151 108H150V110H151ZM94 109V110H93ZM112 109V110H113ZM144 109V110H145ZM170 109H172V108H170ZM197 109V108H196ZM196 109H193V111L194 110H196ZM199 109H200V107H199ZM264 109V108H263ZM263 109L262 108H260V110L261 111H263ZM110 110H109V112H110ZM125 110H126V112L127 113H129L128 115L127 114H125L124 115V113H126L125 112ZM127 110H129V111H127ZM169 110V109H168ZM168 110H167V112H168ZM189 110H191V108L189 109ZM259 110V111H260ZM166 111V110H165ZM164 111V112H165ZM172 110H169V112H171ZM193 111H192V113L191 112H189L190 114H193ZM198 110H196V112H197ZM200 111V110H199ZM140 112V113H139ZM145 112L147 113V115H145ZM149 112H151L150 113V115H149ZM169 112H168V114H169ZM175 112L176 111H174V113L173 114H175ZM187 112V111H186ZM108 113V112H107ZM172 113H170V115L172 114ZM178 113H179V111H178ZM195 113V112H194ZM264 113V112H263ZM89 114V115H90ZM156 114V113H155ZM163 114V113H162ZM161 114V115H162ZM183 114V113H182ZM187 114V113H186ZM119 115V116H118ZM132 115H134V117H132ZM177 115V114H176ZM263 116H264V114H262ZM21 116H23V118H24V120H25V124L23 125V127L24 128H26L27 129V131H25L26 133H21V132H19L18 131V129L20 128V127H22L21 125H19V124H17L16 123V120L19 118V117H21ZM54 116H55V118L57 119V120H59L60 119V114H59V112H55L54 113ZM145 116V117H144ZM183 117H184V115H182ZM186 116V115H185ZM141 117V114H140V116L138 117V119H136L135 120V122L136 121H138V122H140L139 120V118ZM127 118V117H126ZM143 118H141V119H143ZM151 118H152V116H151ZM32 119H34V121H33V123L32 122H30ZM143 119V120H144ZM148 119V118H147ZM147 119H145L144 121L143 120H141V122L143 121V123H141V124H144V122L146 121L147 123L148 122H150V120L148 121ZM169 119V118H168ZM171 119H172V117L168 120V121H171ZM187 119V118H186ZM104 121V123H101V122H103ZM109 122H108V121ZM131 121L132 119H130V118H127L126 120H123L122 122H120V121H118V123H120L119 125L117 124H115L116 126H118L119 128H121L122 127V129L124 128L123 127V125L125 126V121ZM132 120V121H133ZM156 120V119H155ZM129 121V123L131 124V125H133L132 123H135L134 121L133 122H130ZM152 121V120H151ZM168 121H166L167 122V124H168ZM173 121V120H172ZM172 121L171 122H169L170 123V125H167L166 126V124H165V126H166V128H165V126L164 127H162L163 126V123L161 124V123H158V124H156L158 127L159 126H161L160 128H158V130H163V133L166 131H168V129H170V131L173 133V135H175L174 134V132H173V125H172V129L169 127V126H171V123H172ZM105 122H106V124H105ZM125 123V124H121V123ZM137 122V123H138ZM145 122V123H146ZM174 123H175V121H173ZM31 125H30V124ZM116 123H117V120H116ZM129 123H127L126 125H128L129 127H126L125 126V129L127 130V128H130L131 129V125H129ZM146 123V124H147ZM151 123V122H150ZM181 123V122H180ZM149 124V123H148ZM160 124V125H159ZM173 124V123H172ZM183 124H185V123H183L182 122V124H178L179 126L181 125V127H177V128H182L183 126ZM253 125H254V123H252ZM113 125V126H112ZM120 125H122V126H120ZM136 125H138V126H136ZM175 125V124H174ZM177 125V124H176ZM175 125V126H176ZM177 125V126H178ZM141 126V127H140ZM145 126V125H144ZM147 126V125H146ZM174 126V131H175V127ZM248 126H249V124H248ZM147 127H149V125L147 126ZM150 127H152V126H150ZM263 127H264V125H263ZM105 128H111L110 129V131L108 130V132H104V130H103V132H104V134H105V137H103L104 135L102 134V132H101V134H102V136L101 135H95V134H98V133H96V131L99 129V132H100V130L101 129H105ZM113 128H116L114 131L112 130ZM118 128V129H119ZM133 128V129H134ZM153 128H155L154 126H153ZM257 128V127H256ZM255 128V129H256ZM258 128H260V127H258ZM25 129V130H26ZM137 129V128H136ZM152 128H150V130H151ZM248 129H249V127H248ZM254 129V128H253ZM112 130V131H111ZM165 130V131H164ZM182 130V129H181ZM259 129H257L256 130V132L258 131ZM84 131V132H83ZM102 131V130H101ZM107 131V130H106ZM133 131V130H132ZM146 131H148V130H146ZM154 131H156V129L154 130L153 129V133H157V132H154ZM170 131H168L167 133L169 134H167L166 136V138H168V136H171L172 134L171 133H169ZM178 131V130H177ZM177 131H175V133L177 132ZM195 131V130H194ZM260 131V130H259ZM24 132V131H23ZM80 132V133H81ZM110 132V133H109ZM112 132H115V133H112ZM119 132V131H118ZM120 132H123V130L121 131L120 130ZM128 132V131H127ZM135 132V131H134ZM133 132V133H134ZM143 132V131H142ZM145 132V131H144ZM161 132V131H160ZM198 132V131H197ZM249 132V134L247 133V135L249 136H247L248 138H249V142H248V148L246 147L247 146V144H246V148L248 149V150H251L252 148L254 149V147H257L259 144H261L262 142H260V141H262L263 139H261V140H258L259 139V137H258V135H259V133H258V135H255V134H257V133H254V131L252 132V130H251V128H250V130L248 131ZM250 132H252L251 134H250ZM95 133V134H94ZM150 133V132H149ZM148 133V134H149ZM199 133V132H198ZM262 132H260V134H261ZM100 134V133H99ZM113 134H115L116 136H113ZM131 134H132V132H131ZM159 134V133H158ZM165 134V133H164ZM171 134V135H170ZM82 135V136H83ZM126 135V134H125ZM135 135V134H134ZM151 135V134H150ZM150 135H149V139H151L150 138ZM153 135V134H152ZM13 136H15L16 137V139H15V141L12 139V137ZM82 136H80V137H82ZM97 136H98V138H97ZM101 136V137H100ZM142 136H144V135H142ZM147 136V135H146ZM164 138H163V137ZM194 137H195V139H196V136H195V133H194V135H193ZM100 137V138H99ZM102 137L104 138L103 140H110V138H111V141L110 142H114V144H113V146L111 145V143H110V145H109V147H110V149H108L106 146H107V144H109V142L106 144V142L104 141L103 142V144H105V145H100V144H98L100 141V139H102ZM113 137L116 139H114L113 141H112V139H113ZM151 137H153V136H151ZM155 137L156 136H154V138H152L153 140L155 139ZM172 137H174V136H172ZM194 137H193V141H194ZM247 137H245V138H247ZM257 137H258V139H257ZM261 137H262V134H261ZM260 137V138H261ZM94 139V141L97 139V141H99V142H95L93 145H91V146H89L90 145V141H91V139ZM108 138V139H107ZM141 138V137H140ZM139 138V139H140ZM157 138H159V137H157ZM165 139V136L164 135H162V132H161V137L159 138V139ZM175 138H177V137H175ZM175 138H172V140H169V139H171L170 137L167 139V143L169 144L171 141V145H173V140L175 141ZM190 138V137H189ZM244 138V137H243ZM122 139V138H121ZM121 139H120V144L119 145H121L122 143H121ZM142 139L139 141V143H142ZM147 139V138H146ZM159 139H155V141L157 142V141H159ZM178 139V138H177ZM180 139V138H179ZM260 142V143H258V141ZM188 140H190V139H188ZM188 140H187V142H188ZM192 140V139H191ZM247 140V139H246ZM245 140V141H246ZM84 141V142H85ZM93 141V140H92ZM93 141V142H94ZM116 141V142H115ZM119 141V140H118ZM147 141V140H146ZM166 141V139L165 140H163V142L160 140L159 141V143H164ZM88 142H89V145H88ZM151 142H152V140H151ZM182 143H183V141H181ZM190 142V141H189ZM264 142V141H263ZM92 143V142H91ZM98 144V146H97V144ZM101 143V142H100ZM138 143V142H137ZM159 143H157L158 145H160V147L159 146H157V145H154V148L156 147V150H158L159 148H160V154H161V152H162V149H161V147L163 146V148H165L166 150H167V148L169 147V145L168 144H166V147H164V145H165V143L164 144H159ZM178 144V142H174V146L176 145V144ZM179 143H180V141H179ZM205 143V142H204ZM85 144V145H86ZM148 144V143H147ZM152 144V143H151ZM156 144V143H155ZM116 145V144H115ZM134 147H136V148H134ZM171 145H170V147L168 148V150L169 149H171ZM107 148V151H108V153H107V151H106V149H105V147ZM122 146V145H121ZM147 146H152V145H147ZM146 146V147H147ZM168 146V147H167ZM173 146V147H174ZM203 147H204V145H202ZM80 147H82V148H80ZM124 147H125V144H124ZM128 147L126 148V149H128ZM146 147H144V148H146ZM148 147V148H149ZM153 147V146H152ZM159 147V148H158ZM173 147H172V150H173ZM12 148H16V149H18L19 151H20V153H21V157H20V159L15 163V164H13L12 166H8V165H6L5 163H4V161H3V154L4 153H6V152H8L10 149H12ZM122 148H123V146H122ZM147 148V149H148ZM124 149V148H123ZM123 149H120V150H123ZM132 149V150H133ZM147 149H146V151H147ZM153 149V148H152ZM252 149V150H253ZM256 149V148H255ZM148 150H151L150 148L148 149ZM164 150V149H163ZM164 151L165 152V154H166V152L168 151ZM251 150V151H252ZM143 152V154H141V155H143L144 157H146V156H150V155H152V156H148V157H146V159H148V158H153V154L155 153V150L153 151H151L150 153L151 154H148V155H145L147 152ZM179 151V150H178ZM187 151H189L190 153H192V151H190L189 149L187 150ZM186 151V155H187V157L186 158H188V156H190L191 157V155H188V152ZM255 151V150H254ZM152 152H154L153 154H152ZM158 152V151H157ZM163 152V153H164ZM171 152V151H170ZM173 152V151H172ZM175 152V151H174ZM182 153H184L183 151H181ZM180 152V153H181ZM202 152V151H201ZM134 153V152H133ZM145 153V154H144ZM149 153V152H148ZM159 153V152H158ZM157 153V155H159ZM198 153H200V151L198 152ZM121 156H120V155ZM172 154V153H171ZM201 154H203V152L201 153ZM173 155V154H172ZM177 155V154H176ZM176 155H173V158H174V156H176ZM185 155V156H186ZM87 156H89L88 158H87ZM132 156H134L135 157V155H133L132 154ZM131 156V157H132ZM163 157H165L164 156V154L162 155ZM183 156V155H182ZM185 156H183L182 157V159L185 157ZM86 157V159H84V161H83V158H85ZM134 157H132L133 158V161L135 160L134 159ZM171 157V156H170ZM170 157H168V158H159L158 156H157V158H159V159H163V160H160V161H163L162 162V164H163V166H161V165H159L158 164V166L156 165V162H158V160H155V159H153V160H155V162L153 161H151V163L149 164L148 163V166H146L147 168L150 166L151 167V164H152V166H153V164L154 165H156V170H159V167L161 168V170L162 171H165L166 170V172L168 171V169H166L165 167H164V162H165V164H166V162L168 163L169 161H171L172 160V157H171V160L169 159ZM179 157V156H178ZM189 157V158H190ZM249 157V156H248ZM120 158H121V160H120ZM138 158H140V157H138ZM154 158H156V156L154 155ZM188 158V159H189ZM39 159H42V163H43V165H44V167H43V170H42V172H40V173H36L35 171H34V168L37 166L36 165V161L37 160H39ZM88 159V160H87ZM103 160V161H100V160ZM141 159H142V157H141ZM146 159H144V161L146 160ZM177 159V156H176V158H174V160H176ZM181 159V160H182ZM188 159H183V161H185V162H188L189 160ZM241 159H242V157H241ZM87 160V161H86ZM94 160H95V162H94ZM140 160V159H139ZM139 160H136L137 162H139ZM143 160V159H142ZM152 160V159H151ZM164 160H166V161H164ZM168 160V161H167ZM173 160V161H174ZM178 160V162L180 161V164L183 162V161H181L180 160V158H178L177 159ZM176 160V161H177ZM123 161V160H122ZM121 161V162H122ZM132 160H131V163L133 162ZM136 161H134V162H136ZM143 161V163H145L144 165H147L146 163L147 162H150L149 160L147 161H145L144 162ZM160 161H159V163H160ZM172 161V162H173ZM175 161V162H176ZM90 162V161H89ZM111 162V163H110ZM136 162V163H137ZM175 162H173L172 164H173V166L172 167H170V164L168 165L169 166V168H173L172 170L173 171H175V173H176V171L178 172L177 174H175V173H173V171L171 170V171H168V172H170L169 174H167L166 172H163V173H161L160 171L161 170H159L157 173H160V174H154L155 172H156V170H154V169H151V168H149V169H146V170H148V172H146V174L145 175H143V172L145 173V171H141V169H143V167L145 168V166H143V163H142V161H140L139 163H137V165H136V163H133V164H131L130 163V161H129V165L128 166H124L125 168H128V169H130V171H126V172H129V173H132V169H135L136 167H138L141 163H142V168H140L139 167V170L138 171H136V172H134L133 171V173L135 174V176L134 177H138V178H131V180L129 179L128 181H127V179H128V177L130 178L131 176L130 175H133V174H130V175H128L127 173V176H124V177H127L126 179L122 176V178L120 177L119 178V180L118 181H120L121 179L123 180L122 182H127V183H129L130 184V187L132 188V187H136L137 188V185H138V188L136 189H134V191H138V192H140L141 191V193H142V191L145 189V191L144 192H146L147 190H148V188H151L152 187V191H153V189L156 191V193H157V191L159 192V194L157 193V195H156V193H155V191H151V197H153V196H156V198H157V196L159 195V197L162 199L163 198V196L165 195V193H160V188L161 187H167V189H165V188H163V189H165V191H168L169 190V188L171 189V184H172V182H171V180H174V179H176V180H174V181H176L175 183H176V185L178 184V179H177V177H180L181 175H182V172H183V168H184V165H183V163H182V165H179V166H181V167H183L182 168V172H181V169H177L176 168V165L178 166V162L176 163V165H174L175 164ZM247 164L245 163V161H244V163L246 164V165H248V166H250L251 168H252V170H253V174L254 173H258L257 174V176L258 175H264V159L263 158H261V159H256V158H252V157H250V158H248L247 159ZM21 163V164H20ZM81 164V165H80ZM127 164H128V162H127ZM135 164V165H134ZM139 164V165H138ZM187 164V163H186ZM186 164H185V167H186ZM188 164H189V162H188ZM81 167H80V166ZM116 165H118V164H116ZM131 165H134V166H136L135 168L133 167V166H131ZM167 165V164H166ZM120 166V165H119ZM141 166V165H140ZM168 166H166V167H168ZM78 167V169L79 170H77L76 168ZM87 167L90 169V170H88L87 169ZM130 167V168H129ZM133 167V168H132ZM155 167V166H154ZM164 167V168H163ZM188 167V166H187ZM81 168H83V169H81ZM120 168V167H119ZM132 168V169H131ZM163 168V169H162ZM189 168V167H188ZM187 168V169H188ZM248 167L246 166V169H247ZM116 169H118V167H116ZM127 169V170H128ZM138 169V168H137ZM165 169V170H164ZM186 168H185V170H187ZM190 169V172L191 173H193V171H194V169L195 168H193V171L191 170V168H189ZM189 169H188V171H189ZM78 171V173H79V175L77 174V171ZM82 170H83V172L85 171V172H87V170L89 171V172H87L86 174H88L89 175V177H90V174H91V176H93V174H94V176L96 177V178H99V180L98 179H95V180H98L97 182H92L91 184L90 183H88V181L90 180V178L91 179H93L94 180V176L93 177H86L87 175H85V177H84V175L83 174H85V173H83L82 172ZM136 170V169H135ZM145 170V169H144ZM149 170H150V176L149 177H147L148 175H149ZM152 170L154 171L153 172V175H155L154 177H158V180L159 181H157V179L156 178H154L153 177V175H152ZM180 172H179V171ZM184 170V171H185ZM197 170V169H196ZM81 171V172H80ZM91 171H93L92 173H90ZM110 171H112V170H110ZM139 171H141V173L139 172ZM3 172H4V174H3ZM71 172V173H70ZM74 172H76V173H74ZM109 172V171H108ZM117 172V173H116ZM185 172H187V171H185ZM189 172V173H190ZM194 172H196V171H194ZM245 171H243V173H244ZM249 171H247V173H248ZM70 173V177L72 176V175H74L75 176V174H77L75 177H79V176H81V177H79V182L82 180V176H83V179L85 178L86 180H85V184H83L84 182V180H82V184H79V183H77L78 182V178H75L74 176H72L71 177V179H69L70 181H73V183L72 182H63V180L65 179V178H70L69 176L67 177V174H69ZM80 173H83V174H80ZM114 173H116V175L114 174ZM140 173V174H139ZM246 173V174H247ZM45 174H47V176L49 177V180H48V182L47 183H45V182H43L42 181V179H41V177L43 176V175H45ZM114 174V175H113ZM138 174V175H137ZM143 176H142V175ZM172 175V174H175L174 176L172 175V179H169V178H167V182L166 181H164V180H166V179H164L165 177H168V176H166V175ZM195 174H199V172L197 171V173H194V174H192L193 175V177L194 176H196ZM249 174H250V172H249ZM248 174V175H249ZM256 174H254V175H256ZM1 175H0V179H2L1 178ZM121 175V174H120ZM156 175H158V176H156ZM159 175L161 176L160 178H159ZM164 176V178H163V181L161 182V179H162V177ZM176 175H178V176H176ZM180 175V176H179ZM192 175H191V179H193L192 178ZM244 175V174H243ZM242 175V176H243ZM113 176H114V178H113ZM145 176V177H144ZM176 176V177H175ZM183 176L184 175H182V179L181 178H179V180L181 181V180H183L184 181V179H185V182L183 183V187L185 186V190L186 189H188V187H189V182L191 181V179H187V181H186V178H189L188 176H186V178H183ZM250 176V175H249ZM25 177H27L28 178V180L30 181V186H29V188H27V189H25V188H21L20 187V183L21 182H23L24 180H25ZM170 177V176H169ZM173 177H174V179H173ZM185 177V176H184ZM74 178H75V180H74ZM88 178H89V180H88ZM109 179V183H108V181H107V179ZM110 178H111V180H110ZM116 178V179H115ZM125 180H124V179ZM151 178H153V179H156V183L157 184H155L154 182H151V181H153V180H151ZM171 178V177H170ZM196 178V180H194L193 179V181H191V186L194 188L193 190L195 191L196 189L198 190V189H200L201 187H197V186H195V187H197L196 189H195V187L193 186V184H195V185H198L199 183H200V181L199 182H197L198 180H197V176L195 177ZM251 178V177H250ZM253 178V177H252ZM251 178V180L248 178V180L251 182L253 179ZM264 179V177H262L261 176V178L260 179ZM7 179V180H6ZM73 179V180H72ZM77 179V180H76ZM143 179V180H142ZM198 179H200V178H198ZM244 179V178H243ZM242 179V180H243ZM93 180H90L89 182H91V181H93ZM94 180V181H95ZM149 180H151V181H149ZM169 180V181H168ZM246 181V182H249V181ZM87 181V182H86ZM107 181V182H106ZM173 181V182H174ZM179 181V185H177L180 189H176V185L173 183V189H176V190H172L173 191V195L175 196L176 195V193H178V192H176V191H178L179 190V192H180V197L181 196H184L183 195V192H185V190H184V188H182V183ZM189 181V182H188ZM195 181V182H194ZM75 182V183H74ZM98 182H99V184H98ZM121 182V181H120ZM120 182H118V183H120ZM136 182V183H135ZM148 182V184H144V183H147ZM149 182H151L152 184H149ZM168 182H170L171 184H169ZM192 182H194V183H192ZM245 182V181H244ZM254 182H255V179H254ZM257 183H258V181H256ZM256 182H255V184H253V182H251V184H253V185H255V187L258 185H256ZM90 184L89 186H88V184ZM127 183H125L126 185H127V187L125 186V184H124V186H123V183H120V184H117L116 186H115V190L117 191V189L116 188H118V191L119 192H117V195H119V197H120V193H124V192H122L123 191V189H127V191L125 190V193L126 192H128V193H126V194H128L129 195V198L131 197L132 199H133V197H134V195H133V197L131 196L132 195V193L134 192L131 188H129V184H127ZM132 183H135V185H133ZM138 183H140L142 186H143V184L145 185V186H143V187H139V186H141L140 184H138ZM163 183V184H162ZM164 183H168V185L167 184H164ZM186 183H188V184H186ZM239 183V182H238ZM75 184V185H74ZM87 184V185H86ZM98 184V185H97ZM109 184V185H108ZM121 184H122V186H123V188H121ZM154 184H155V187H154ZM160 185V187H156V186H159ZM163 186H162V185ZM181 184V185H180ZM186 184V185H185ZM245 184V183H244ZM243 184V185H244ZM108 185V186H107ZM119 185V186H118ZM132 185V186H131ZM148 185H152V186H149L148 187ZM167 185V186H166ZM248 185H250L249 183H248ZM248 185H246V187L248 186ZM170 186V187H169ZM104 186L102 185V188H103ZM144 187H146V188H144ZM187 187V188H186ZM191 187V188H192ZM243 187V186H242ZM245 187V186H244ZM245 187V188H246ZM7 188H10L11 189V191H12V194L9 196V195H5V189H7ZM101 188V187H100ZM100 188L98 189V190H100ZM112 188V187H111ZM121 189V192H120V189ZM142 188V189H141ZM144 188V189H143ZM91 189V190H90ZM104 189V188H103ZM102 189V191H105L106 190V188H105V190H103ZM109 189H110V187H109ZM109 189H108V191H109ZM114 189H110V191L112 190V192L114 191ZM129 189H131V190H129ZM158 189V190H157ZM163 189H161V191L163 192ZM181 189H183V190H181ZM189 189H190V187H189ZM189 189H188V191H189ZM236 189H239V188H236ZM243 189V188H242ZM242 189H241V191H242ZM69 190V189H68ZM129 190V191H128ZM171 190H169V191H171ZM192 189H190V191H191ZM196 190V193L197 192H199L198 194H200V191L198 190L197 191ZM235 190V189H234ZM260 190V189H259ZM259 190H258V193H259ZM73 190H70L69 192H72ZM97 191V190H96ZM131 191H133V192H131ZM171 191V192H172ZM181 191H183V192H181ZM187 191V190H186ZM224 191V190H223ZM257 191V190H256ZM255 191V192H256ZM33 192H36V193H33ZM52 192H56L59 196H60V199H63V200H60V202H59V204H58V206L56 207V208H48V207H46V205H45V199H46V197L50 194V193H52ZM73 192H75V191H73ZM111 192V193H112ZM129 192H131V193H129ZM138 192H135V196L137 197L138 196V194H140V193H138ZM143 192V194L141 195V196H146L147 194L149 195L150 193H148V191L146 192V193H144ZM176 192V193H175ZM236 192V191H235ZM238 192H240V189H239V191H237L236 193H238ZM243 192H244V195L243 194H236V195H238V197H239V195H243L244 196V200H245V197H248V195H246L245 193H247V192H245L244 190H243ZM262 192V191H261ZM68 193V192H67ZM76 193V195H79V194H77ZM119 193V194H118ZM137 193V194H136ZM155 193V194H154ZM175 193V194H174ZM182 193V194H181ZM185 193H187V192H185ZM189 193V192H188ZM195 192H193L192 193V195L194 194ZM63 194V193H62ZM65 194V193H64ZM71 193H69V195H70ZM74 194V193H73ZM72 194V198H73V195ZM103 194H105V193H103ZM107 194H109V192H107ZM113 194H115L116 195V193H115V191L113 192ZM125 194V195H126ZM131 194V195H130ZM146 194V195H145ZM164 194V195H163ZM167 194V193H166ZM170 194V192L168 193V195ZM172 194V193H171ZM190 194V193H189ZM248 194V193H247ZM250 194H253V192L252 193H250ZM256 194V193H255ZM260 194V193H259ZM36 195V196H35ZM88 195V196H87ZM110 195V194H109ZM116 195V196H117ZM146 196V197H150V196ZM160 195H162V196H160ZM173 195H172V197H173ZM178 195V194H177ZM179 195L177 196L178 198H179ZM235 195V196H236ZM263 195H264V191H263ZM20 196V197H19ZM95 196H97V198H98V195H95ZM122 196H123V194H122ZM121 196V197H122ZM140 196V197H141ZM167 195H165V197H166ZM186 196L187 197H191V196H189L188 194H186ZM251 196V195H250ZM253 196V195H252ZM255 196V195H254ZM253 196V197H254ZM70 197V196H69ZM69 197H67V198H69ZM87 197V202L85 201V198ZM100 197H102V196H99V199H100ZM115 197V196H114ZM114 197H112V198H114ZM126 197V196H125ZM135 197V198H136ZM165 197L163 198L164 200H167V197H166V199H165ZM171 195H170V199H168V200H171ZM176 197V196H175ZM193 197V196H192ZM192 197L189 199V198H187V200H188V202H183V203H186V204H188L189 202H190V200L192 199ZM195 198H198L199 197V195L197 196H194ZM193 197V199H195ZM201 197V196H200ZM200 197H199V199H200ZM237 197V196H236ZM238 197H237V199H238ZM252 197V198H253ZM262 197V196H261ZM94 198V199H93ZM122 198H124V197H122ZM130 198V199H131ZM155 198V199H156ZM168 198H169V196H168ZM182 198V197H181ZM240 199L242 198V196H240L239 197ZM256 198V197H255ZM255 198H254V200H255ZM66 199V198H65ZM102 199V198H101ZM125 199V198H124ZM127 199V198H126ZM136 199H139V198H136ZM172 199H176V198H172ZM183 199H184V197H183ZM183 199H182V201H183ZM239 199V201H241ZM247 199V198H246ZM251 199V198H250ZM70 200V199H69ZM72 200H74V199H71V201H67V199H66V201H67V203L69 202V204H70V206L72 205ZM89 200V201H88ZM114 200V199H113ZM113 200H109L111 203H109V201H106V204H107V208L105 209V208H103L104 209V211H103V209H101L100 211L102 212H104V214H105V211H107V210H109L110 209V211H112L113 209H114V211H115V209L116 208H118L119 206H121V205H119V204H117V206L115 207V203L116 202H114ZM134 200V199H133ZM167 200V201H168ZM173 200V202H176V201H178L179 199H176L175 201ZM196 200V199H195ZM248 200V199H247ZM253 200V201H254ZM257 200H259V199H257ZM256 200V201H257ZM1 201H4V202H1ZM62 201H64V203L62 202ZM75 201L77 202L78 200H76V197H75ZM91 201V202H90ZM97 201H98V199H97ZM113 201V202H112ZM157 201V200H156ZM182 201H181V199H180V201H179V203L181 202L182 203ZM194 201V200H193ZM193 201H192V203H193ZM199 201V200H198ZM263 201V200H262ZM14 202V201H13ZM98 202H100V201H98ZM121 202V201H120ZM119 202V203H120ZM162 202V201H161ZM164 202V201H163ZM196 202V201H195ZM247 202V201H246ZM249 203H251L250 202V200L248 201ZM5 203V204H4ZM112 203H114V206L112 205ZM122 203V202H121ZM181 204V205H184V204ZM238 203V202H237ZM255 203V202H254ZM263 203H264V201H263ZM96 204H98V203H96ZM138 204H141V203H138ZM255 204H257V202L255 203ZM258 204H260L259 202H258ZM257 204V205H258ZM262 204V203H261ZM6 206L5 208H4V206ZM110 205V207H108ZM189 205V204H188ZM249 205L250 204H248V208L247 209H250V208H253L252 206L249 208ZM111 206H113V207H115V208H111ZM243 206H245V205H243ZM260 206V205H259ZM123 207H124V205H123ZM126 207V206H125ZM130 207V206H129ZM132 207H134V206H132ZM132 207H131V209H132ZM136 207V206H135ZM150 208L152 207V206H149ZM89 209V207H86L85 208V211H86V209ZM98 208V207H97ZM96 208V209H97ZM109 208V209H108ZM120 209H122L121 207H119ZM154 208H156V207H154ZM263 208V207H262ZM72 209H74V207H73V205L71 206V208H69V210H72ZM75 209H76V207H75ZM95 209V208H94ZM100 209V208H99ZM120 209H116V211H119ZM129 209V208H128ZM153 209V208H152ZM61 211V216H59L58 214L56 215V218H57V216H59V219H57V220H54L55 218H52V216L50 217V218H52L51 220L52 221H50V218H49V222L47 221V220H45L43 223H44V225H45V222L46 223H49L50 224V226L47 228V229H53L55 226V229H53L51 232H48V233H46L45 232V228H43L42 226H40L39 225V229H40V227H41V230H39V229H37V230H39V231H37L36 229H34L33 228V230H34V234H33V236L31 237H29L28 235L30 234V229L34 226L35 228H38V227H36L37 226V224L38 223H40V222H42L43 220H44V218H46L47 216H49V215H51L52 213H54V212H56V211ZM84 210V209H83ZM90 210V209H89ZM145 210H147V209H145ZM157 210V209H156ZM155 210V213L154 214H156V212H158V211H156ZM163 210V209H162ZM161 210V211H162ZM225 210V209H224ZM239 210H242V209H239ZM239 210H236V211H239ZM256 210V209H255ZM254 210V211H255ZM58 211V213L60 214V212ZM64 211V212H63ZM77 211V210H76ZM152 211V210H151ZM153 211H154V209H153ZM164 211V210H163ZM162 211V212H163ZM232 211V210H231ZM249 212H250V210H248ZM246 209H245V211L244 212H248ZM252 211V210H251ZM254 211L252 212V214H254ZM257 211V210H256ZM255 211V212H256ZM1 212H3L2 214H1ZM63 212V213H62ZM78 212V211H77ZM88 212V211H87ZM100 212V213H101ZM102 212V213H103ZM141 212V211H140ZM147 212V211H146ZM149 212V211H148ZM225 212H226V214H227V209L225 210ZM232 212H234V210L232 211ZM240 213H243V212H241V211H239ZM238 212V213H239ZM80 213H82V212H80ZM79 213V214H80ZM91 213V212H90ZM107 213L108 212H106V215H107ZM151 213H153V212H151ZM230 215H229V217L230 216H232L231 215V213H230V210H229V212H228ZM235 213V212H234ZM237 213V212H236ZM238 213H237V215H238ZM251 213V212H250ZM260 213H261V208H260ZM259 213V214H260ZM264 213V212H263ZM64 216H63V215ZM76 213H74V215H75ZM110 214V213H109ZM245 214H248L249 215V217H250V214L249 213H245ZM53 215V214H52ZM87 215V214H86ZM98 215H99V213H98ZM103 215V214H102ZM149 215V214H148ZM236 215V214H235ZM234 216L233 215V219L235 218L236 219V217H238V216ZM242 215V214H241ZM248 215H246V216H248ZM256 217H257V215H256V213L254 214ZM261 216H262V214H260ZM154 216V215H153ZM244 216V214L242 215V217ZM252 216V215H251ZM254 216V217H255ZM0 217V219H2ZM101 217V216H100ZM149 217H151V215L149 216ZM228 217V218H229ZM252 218V219H250L251 220V223H252V225H249V222L247 221H244V223H246V224H248L247 225V227L248 226H250V229L249 230H251V229H253V230H255V232L256 233H258V232H260L259 231V227H261L262 228V230L264 229L263 228V226L261 225L262 223H263V221L264 220H262V223L260 224V222H258V220H257V222L261 225H255V224H253V222H256V220L254 221V219L255 218ZM260 217V216H259ZM85 218V219H84ZM93 218V217H92ZM91 218V219H92ZM103 218V217H102ZM123 218V217H122ZM136 218V217H135ZM231 218V217H230ZM229 218V219H230ZM240 218V217H239ZM7 219V220H6ZM8 219H9V221H8ZM87 219H89V218H87ZM228 219V220H229ZM234 219V220H235ZM242 219V218H241ZM247 220L248 218H244L243 220ZM257 219V218H256ZM259 219H261V218H259ZM263 219H264V215H263ZM11 220V221H10ZM239 220V219H238ZM243 220H242V222H243ZM249 220V221H250ZM8 221V222H7ZM90 221V220H89ZM134 222L136 221V220H133ZM16 222H18V224H20L19 223V220L18 221H16V220H14V224H12V226H14V227H16V228H18L19 227V225L16 223ZM57 222V223H56ZM130 222V221H129ZM127 223V224H129V226H130V223ZM172 222V221H171ZM174 222V221H173ZM234 222V221H233ZM241 222V221H240ZM108 223V222H107ZM118 223H120V222H118ZM135 223H137V221L135 222ZM166 223V222H165ZM230 223V222H229ZM15 224H16V226H15ZM42 224V223H41ZM89 224V223H88ZM91 224V223H90ZM95 224H96V222H95ZM117 224V223H116ZM116 224H113L112 222H111V226L109 225V227L106 229V232L108 231V229H109V231H110V233H109V231H108V233L109 234H105V237L107 238V239H109V241L111 240V242H112V240L113 239H111V234H114V233H111L113 230H115V228L113 229V227H115V225ZM122 224V223H121ZM121 224H120V226H121ZM132 224H134V223H132ZM167 224V223H166ZM165 224V225H166ZM235 224L236 225H238L236 222H235ZM4 225V224H3ZM10 224H5L4 226L7 228V226H9ZM18 225V226H17ZM36 225V226H35ZM92 225V224H91ZM94 225V224H93ZM92 225V226H93ZM103 225H105V224H103ZM102 224L100 225V227H105V226H103ZM108 225H106V226H108ZM114 225V226H113ZM134 225H138V223L137 224H134ZM232 225H234L233 223H232ZM264 225V224H263ZM46 226V225H45ZM92 226H89V228L91 229L90 231H88L89 229L87 228V226L85 225V226H81L80 228L79 227H77L78 229H80L79 231H77L76 229L74 230V233L72 232L73 230L71 229V228H65V229H67V230H69V229H71L72 231H70V232H72L73 234V238H74V242L72 243V242H67V241H65V242H67L68 243V245L71 243V249H80L81 248V250L82 251H84L83 249H85V248H82V246H81V237H82V242L84 241V242H86V243H89L90 245H91V243L90 242H92L93 240H95V239H92V237L91 236H93V235H95V233H94V231H95V229H93V228H91ZM95 226V225H94ZM93 226V227H94ZM96 226H97V224H96ZM99 226V225H98ZM128 226V227H129ZM139 226V225H138ZM168 226V225H167ZM245 226V225H244ZM20 227H21V225H20ZM20 227H19V229H20ZM87 228L88 230H86V228H85V230L86 231H88V234H86L87 236H89V235H91L90 236V238H91V240H90V238H89V240L87 241H85V239L83 238L84 237V233L86 232V231H81V228ZM110 227H111V229H110ZM119 226H116V230H119V228H118ZM126 228H127V226H125ZM124 227V225H122V227H120V230L118 231V233H116V238H119V241H118V239L117 240H115V238H114V240H115V242H113L112 244H113V246H114V243H116L117 241L118 242H120V237H118V236H121L122 234H124V232H127L128 230H124V232H122L121 231V228H125ZM173 228H174V226H172ZM196 227V226H195ZM194 227V228H195ZM236 228L235 226H232V228ZM238 227V226H237ZM94 228H96V227H94ZM98 228V227H97ZM103 228H98L99 230H103ZM159 228H161V227H159ZM165 229H166V227H164ZM177 228V227H176ZM193 228V230H195V229H197V227L194 229ZM226 228V227H225ZM92 229L94 230L93 231V234L91 233V231H92ZM128 229V228H127ZM131 228H129V230H130ZM134 229V228H133ZM146 229H148V227L146 228ZM157 230H158V228H156ZM228 229H229V227H228ZM231 229V228H230ZM229 229V230H230ZM239 229V228H238ZM238 229H234L235 231H233V234L234 235H236L234 232H238V233H240L239 232V230ZM241 229V228H240ZM32 230V229H31ZM82 230H84V229H82ZM101 230V231H102ZM135 230V229H134ZM149 230V229H148ZM147 230V233L149 232ZM170 230V229H169ZM174 230V229H173ZM192 230V229H191ZM193 230H192V232H193ZM198 230V229H197ZM197 230H195L194 231V233H192V235L194 236V235H196L197 234ZM233 230V229H232ZM232 230L230 231V232H232ZM238 230V231H237ZM243 230V229H242ZM245 230H247V229H245ZM248 230V231H249ZM261 230V231H262ZM35 231H36V233H35ZM69 231H67V232H69ZM101 231L100 232H98V233H96L99 237H100V234H101ZM121 231V234L119 233ZM131 231L133 232V230L131 229ZM138 231V230H137ZM144 231V230H143ZM152 231H155V230H151L150 232H152ZM199 231H201V230H199ZM84 232V233H83ZM91 234H90V233ZM114 232H116V231H114ZM157 232V231H156ZM156 232H154L155 234H156ZM159 232V231H158ZM157 232V233H158ZM169 232V231H168ZM171 232V231H170ZM175 232V231H174ZM227 232V231H226ZM242 232V231H241ZM245 232V231H244ZM263 232V231H262ZM81 233H83V234H81ZM87 233V232H86ZM129 233V232H128ZM127 233V234H128ZM134 233V232H133ZM181 233V232H180ZM196 233V234H195ZM201 233V232H200ZM250 234H252V236L253 237H256L257 235H256V233H255V235L256 236H254L253 235V232H249ZM246 234V235H249L250 236V234ZM66 234V233H65ZM64 234V235H65ZM118 234H120V235H118ZM126 234V236H129V234L127 235ZM152 234V233H151ZM168 234V233H167ZM166 234V235H167ZM170 234H172V233H170ZM175 234V233H174ZM198 234H199V232H198ZM203 234V233H202ZM263 234H264V232H263ZM262 234V235H263ZM62 235H63V233H62ZM67 235H69L68 233H67ZM71 235V236H72ZM81 235V236H80ZM83 235V236H82ZM115 235V234H114ZM114 235H112V238L113 237H115ZM133 235V234H132ZM139 235V234H138ZM142 235V234H141ZM140 235V236H141ZM145 235H146V233H145ZM148 235V234H147ZM150 235V234H149ZM164 235V234H163ZM179 235V234H178ZM191 235V236H192ZM200 235V234H199ZM198 235V236H199ZM230 235H232V234H230ZM242 235V234H241ZM240 235V236H241ZM245 235V234H244ZM258 235H260V233H258ZM70 236V235H69ZM75 236V237H74ZM109 236V237H108ZM123 237L125 236V235H122ZM121 236V239L123 238ZM126 236L124 237L125 239H127L126 238ZM136 236V235H135ZM135 236H133V237H135ZM159 236V235H158ZM188 237L187 239H188V241H192V237ZM197 236V237H198ZM238 236V235H237ZM28 237V238H27ZM63 237V236H62ZM66 237H68V236H66ZM132 237V238H133ZM142 237V236H141ZM140 237V238H141ZM145 237V236H144ZM157 237V236H156ZM163 237H165V236H163ZM170 237V236H169ZM173 237V236H172ZM179 237H181L180 235H179ZM247 237V236H246ZM68 238H70V237H68ZM78 238H79V241H78ZM86 238V237H85ZM128 238H130V237H128ZM131 238V239H132ZM136 238H137V236H136ZM150 238H151V236H150ZM159 238H160V236H159ZM167 238V237H166ZM171 238V237H170ZM177 238V237H176ZM175 237L172 239V243L171 244H173L174 242H173V240H175L176 239ZM190 238V239H189ZM194 238H196V237H194ZM235 238H236V236H235ZM242 238V237H241ZM248 238V237H247ZM257 239H258V237H256ZM259 238H261V236L259 237ZM87 239V238H86ZM101 238H98L97 240H100ZM131 239H129V240H131ZM143 239V238H142ZM141 239V240H142ZM161 239V238H160ZM186 239V240H187ZM200 239V238H199ZM238 239H239V237H238ZM256 239V240H257ZM7 240H9L8 241V243L7 242H5V241H7ZM16 240V241H15ZM65 240V239H64ZM96 240V241H97ZM102 240V239H101ZM106 239H104L103 240V242L105 241ZM140 240V239H139ZM139 240H137L136 239V241L135 242H132V243H136L137 241H139ZM178 240V241H177ZM177 240H176V244H178L177 242H179V239L177 238ZM198 240V239H197ZM204 240H209L210 242L212 241V239H204ZM241 240V239H240ZM242 240L244 241V239L242 238ZM248 239H246V241H247ZM71 241V240H70ZM76 241V242H75ZM96 241H93L92 242V244H94V242L96 243ZM107 241V240H106ZM104 242V244L106 245L107 244V246H108V244L109 243H111V242H109V241H107V242H109V243H107V242ZM123 241H124V239H123ZM128 241V240H127ZM144 241H145V238H144ZM144 241L142 240V241H140V242H143V244H144ZM148 240H146L145 241V243L147 242ZM164 241H165V239H164ZM196 240H194L193 242H195ZM202 242H203V240H201ZM206 241V242H207ZM207 242L206 244H208V243H210V242ZM242 241V242H243ZM251 241V240H250ZM261 241H262V238H261ZM261 241L259 240V242H253V243H255L254 245H253V243H251V244H249V245H253V247H255L253 250H256L257 251V253H261V251H262V249H263V247H264V245H261L262 243H263V241H262V243H261ZM9 242H12L13 243V248L11 249V251L9 250ZM56 243V244H54L53 245V243ZM121 242H122V240H121ZM129 242V241H128ZM131 242H129V244L131 243ZM151 242V241H150ZM150 242H148L147 243V245H148V252L146 251V250H144V248L145 247H147V246H145V245H141L142 246V248L143 249H141V246H140V248H139V250L140 251H144L145 253H147V254H154L155 255V253L153 252L154 250L153 249H155V251H156V247H157V244L156 243H154L155 244V247H154V245L152 246L151 244H150ZM171 242V241H170ZM200 242V241H199ZM199 242L196 244V243H194V245H199ZM202 242H200V246L202 247V246H204L203 244L201 245V243ZM7 243V244H6ZM37 243H39V245L37 244ZM153 243V242H152ZM164 243V242H163ZM189 243V242H188ZM187 243V241H186V243H185V245L186 244H188ZM204 243V242H203ZM212 243V242H211ZM210 243V244H211ZM213 243H215V239H213ZM89 244H86V245H84L85 247H88V245ZM102 244V243H101ZM117 245L119 244V243H116ZM115 244V245H116ZM159 244V243H158ZM170 244V243H169ZM175 244V245H176ZM205 244V243H204ZM216 244V246H217V244L218 243H215ZM246 244V243H245ZM264 244V243H263ZM67 245V244H66ZM94 245H97L98 246V242L96 243V244H94ZM111 245V244H110ZM109 245V246H110ZM116 245V246H117ZM121 245V244H120ZM119 245V246H120ZM127 245H128V243H127ZM126 245V246H127ZM138 245V243H136L135 244V247ZM153 248L152 250L150 249V246ZM162 245V244H161ZM161 245H160V248L158 249L157 248V250H160V249H162L161 248ZM166 245V244H165ZM174 244L173 245H170V246H173V250H175L174 248H176V246H175ZM191 246V244H188V246ZM192 246V247H194V249H198V247L197 246ZM214 244H212L211 246H212V248H214L215 250H217V254L219 253L220 255L222 254V252H224V251H220V252H218V246L215 248L214 246H213ZM247 245V244H246ZM104 246V245H103ZM112 246V245H111ZM116 246H115V248H116ZM187 246V245H186ZM187 246V247H188ZM205 246H208V247H210V245H205ZM204 246V247H205ZM94 247V246H93ZM106 247V246H105ZM105 247H102V248H105ZM123 247V246H122ZM122 247H120V249L122 248ZM125 247V246H124ZM128 247H132L131 249L132 250H130V249H128V250H126L124 253H128V251L130 250L131 252L134 250V251H136L137 252V250H135L136 248L134 247V245L132 246H128ZM187 247H185L184 249H186V250H188V248ZM192 247H190V248H192ZM196 247V248H195ZM250 247V246H249ZM68 248V249H67ZM99 248V249H98ZM98 250L97 251H101V246H98ZM109 248V247H108ZM107 248V250H111V248H109L108 249ZM119 248V247H118ZM134 248V249H133ZM177 248H178V246H177ZM176 248V249H177ZM200 248V247H199ZM203 248V247H202ZM202 248L201 249H198V251L200 252V253H202L201 254V256L203 255V257H204V255L205 254H207L211 249H208L207 251L208 252H206V253H204L203 254V250H202ZM206 248V247H205ZM3 249L6 251H4V253L2 252L3 251ZM92 249H95V248H91V252H92V254H93V252H94V250L92 251ZM112 249H114V248H112ZM123 249V248H122ZM126 248H124V250H125ZM138 249V248H137ZM194 249H190V250H188L187 252H186V250H185V252H186V255H189L190 253H192V255L190 256L191 258H192V260H193V258H194V255H195V253H197V255L199 256V252L196 250H194ZM214 249H212L213 251V253H211V254H213L212 255V257L214 256V258H212L211 257V255H209L210 254V252H209V254H207V255H205V257L204 258H202V261L203 260H205L206 259V256H210L213 260L214 259H216L217 258V254L216 253H214ZM80 250V251H81ZM104 249H102V251H103ZM115 250V249H114ZM139 250H138V252H139ZM151 250V251H150ZM191 250H192V252H191ZM200 250H202V252L200 251ZM205 250V249H204ZM250 250H251V248H250ZM70 251H72V250H70ZM80 251H78V252H80ZM101 251V252H102ZM112 251V250H111ZM129 251V252H130ZM150 251V252H149ZM161 251V250H160ZM159 251V252H160ZM164 251H165V249H164ZM167 251V250H166ZM177 251H179L178 249H177ZM195 251V252H194ZM245 251V250H244ZM263 251H264V249H263ZM89 251H88V248H87V252H86V250H85V253H87V255H85V253H82L81 255L82 256H80L81 257V259H82V257H83V255H84V260H86V258L88 259V260H90L92 257L90 256V252L88 253ZM105 252V253H104ZM104 254L106 255H108V253H109V251H108V253H106L107 251H106V248H105V250H104ZM116 252H118V253H120L118 250L116 251ZM130 252V253H131ZM143 252V255L141 254V252H139L141 255V257L142 258H144V260L146 259V261H147V258L148 257H146V256H148V255H146L145 253ZM163 252V250L161 251V254L162 255H159V256H163V255H165L166 253L165 252H163V253H165V254H163L162 253ZM173 252V251H172ZM176 251H174L173 253H175ZM188 252H190L189 254H188ZM97 253V252H96ZM96 253H94L95 254V256H96V258H98V256H97V254ZM100 253V252H99ZM111 253V252H110ZM110 253H109V255L108 256H113L112 255V253H111V255H110ZM117 253V254H118ZM170 253V252H169ZM181 253V252H180ZM180 253H177L176 252V254L178 255H180ZM225 253V252H224ZM1 254H4V257H3V255H1ZM104 254H99V256L101 257V255H104ZM114 254V253H113ZM122 254V253H121ZM129 254V253H128ZM132 254V255H131ZM131 254H129L128 255V257H130V255H131V257L132 256H134V254H135V252L134 253H131ZM144 254L146 255V256H144ZM151 254V255H152ZM160 254V253H159ZM171 254V253H170ZM175 254V255H176ZM194 254V255H193ZM216 254V255H215ZM219 254H218V256H219ZM245 254L246 255H248V256H250V253L249 254H247V252L245 251ZM74 255H75V257L74 258H78V256L77 255H79V253L77 254V252H76V250L74 251ZM73 255V256H74ZM106 255V256H107ZM152 255L151 256V258H153V260L155 259V256L157 255ZM176 255V256H177ZM185 255V254H184ZM223 255V254H222ZM221 255V256H222ZM251 255H255L254 253H252ZM263 255V254H262ZM87 256V257H86ZM91 258H90V257ZM119 256H120V254H119ZM121 256H123V254L121 255ZM140 256H137L136 254H135V257H136V259H137V257L139 258ZM180 256H182V255H180ZM201 256H199L200 258H201ZM257 256V255H256ZM264 256V255H263ZM69 257V258H68ZM86 257V258H85ZM102 257H104V256H102ZM127 256H125V258H126ZM130 257V258H131ZM135 257H134V260H136L135 259ZM157 257V256H156ZM166 257V256H165ZM165 257H162L163 259V264H164V261H167V260H165ZM175 257V256H174ZM173 257V258H174ZM184 257H186V256H184ZM190 257H188V259L190 258ZM196 257V256H195ZM210 257H209V259H206L205 260V264H207V260H209V261H211V259H210ZM6 258V259H5ZM93 258H95V257H93ZM108 258V257H107ZM106 258V259H107ZM114 258V257H113ZM115 258L116 259H118V257H117V255L115 256ZM122 258V257H121ZM124 258V259H125ZM150 258V259H151ZM180 258H183V256L182 257H180ZM187 258V257H186ZM190 258V259H191ZM197 258V257H196ZM208 258V257H207ZM221 258V257H220ZM250 258V257H249ZM248 258V259H249ZM251 258H253V257H251ZM65 259H67V260H65ZM79 260L80 262L82 261L83 263H86V261H84V260ZM99 260H101V258H98ZM110 259V262L111 263H108V264H112V260L113 259H111V258H109ZM109 259H108V261H109ZM128 259V258H127ZM132 259H133V257H132ZM132 259H129V263H132V264H134L135 263V261H133ZM158 259H160V257H158ZM158 259L156 258L155 260H154V263L156 264L157 262H155V261H158ZM171 259H172V257H171ZM187 259V263L186 264H188V263H190L191 261H189ZM195 259V258H194ZM218 259V258H217ZM223 259H225V257L223 256V258H222V260ZM247 259V258H246ZM263 259H264V257L262 258L261 256H260V259H255V257L252 259L253 261L255 260V261H257V262H259V261H263ZM72 260H71V263H72ZM94 261L95 260H97V259H93ZM103 261H105V259H102ZM115 260V259H114ZM130 260H132L131 262H130ZM142 261H144L143 259H141ZM149 260V259H148ZM200 260V259H199ZM102 261V262H103ZM120 260H118V262H119ZM126 261V260H125ZM142 261H140L142 264L144 263V262H142ZM150 261H152V259L150 260ZM149 261V262H150ZM177 261V259H175V260H173L172 259V262L174 263V262H176ZM194 261V260H193ZM192 261V262H193ZM214 261H217V260H214ZM252 261V262H253ZM79 262V264H81ZM98 262H100V261H96L95 263H97V264H99ZM101 262V263H102ZM106 262H107V260H106ZM106 262H103V263H106ZM114 262H116L117 264H118V262L117 261H114ZM137 262V261H136ZM153 262V261H152ZM150 263V264H153V263ZM168 262V261H167ZM167 262H165L166 264H168ZM171 262V263H172ZM191 262V263H192ZM204 262V261H203ZM203 262H201L200 264H203ZM225 264H227L226 262H225V260L223 261ZM223 262L222 261H220V264L222 263L223 264ZM245 262V261H244ZM70 263V264H71ZM82 263V264H83ZM93 261H92V263L90 262L89 264H95ZM100 263V264H101ZM120 263L121 264H123L124 262H121L120 261ZM119 263V264H120ZM140 263V264H141ZM147 263V262H146ZM146 263H144V264H146ZM161 263V261L159 262V263H157V264H160ZM170 263V264H171ZM182 263V262H181ZM180 263V264H181ZM190 263V264H191ZM194 263H196V262H194ZM193 263V264H194ZM262 263H264V262H261V264ZM74 264V263H73ZM87 264V263H86ZM107 264V263H106ZM136 264V263H135ZM138 264H139V262H138ZM148 264V263H147ZM174 264H177V263H174ZM182 264H185V263H182ZM197 264H199V263H197Z\"/></svg>","mask_w":264,"mask_h":264},{"label":"clouds","instance_id":"clouds-1","mask_svg":"<svg viewBox=\"0 0 264 264\" xmlns=\"http://www.w3.org/2000/svg\"><path fill=\"white\" fill-rule=\"evenodd\" d=\"M83 2L84 0H65L64 5L57 7L56 16L75 22L82 11ZM34 4L35 0H26L16 18L15 23L17 27L14 36V51L16 55L8 61V65H11V67L0 65V94L6 95L9 105L14 102L16 96L14 81L24 74L25 67H32L38 72L45 70L50 63V60H36L34 65H32L27 59L30 51L40 45V42L35 39V36L43 35L45 32V23L42 21L41 13ZM8 27L11 29L12 24H9ZM56 27L59 28L55 32L58 40H65L67 38L72 43L75 42L71 38L77 35V32H67L66 26L57 25ZM59 47H63V45L61 44ZM84 65L83 56L74 54L63 65L61 71L57 73V79L53 82L50 94L43 98L41 105L38 124L41 138L35 145L28 143L24 147V162L26 165L31 163L30 158L34 147L41 158L45 156L49 157L51 162L57 167L65 168L75 162L73 154L77 151V141L80 140L81 133L77 132L74 125L83 118V113L85 112V97L81 95L85 88L86 80L83 75ZM34 95L35 93L28 89L22 93L19 106L20 112L27 113L31 111ZM15 112L16 109L11 106L5 110V114L8 116L15 115ZM55 112H59V120L55 118ZM16 123L22 126L18 129L19 132L25 131L23 127L25 124L23 116L19 117ZM7 135L8 122L3 117H0V139H4ZM12 139L15 141L16 137L13 136ZM20 157V151L12 148L4 153L2 158L6 165L12 166ZM36 165L34 171L36 173L42 172L44 167L42 159L37 160ZM7 176L9 177L7 180L8 184H14L16 182V172L11 168L7 172ZM41 179L47 183L49 177L45 174ZM29 186L30 181L25 177V180L20 183V187L27 189ZM11 194L12 191L10 188L5 189V195L10 196ZM59 201L60 196L56 192H52L46 197L45 205L48 208L54 209L58 206ZM35 206L34 203L29 204L22 193L20 200L11 210L12 219L19 220L23 223L28 215L29 209ZM6 231L15 233L17 231L22 232L23 229L9 225ZM12 248L13 243L9 242V250L11 251ZM74 264H79L78 258H74Z\"/></svg>","mask_w":264,"mask_h":264}]
</instances>
